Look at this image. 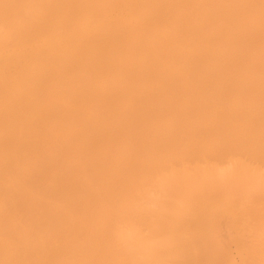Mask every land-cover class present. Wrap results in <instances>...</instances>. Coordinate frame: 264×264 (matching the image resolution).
I'll return each instance as SVG.
<instances>
[{
    "label": "rangeland",
    "instance_id": "obj_1",
    "mask_svg": "<svg viewBox=\"0 0 264 264\" xmlns=\"http://www.w3.org/2000/svg\"><path fill=\"white\" fill-rule=\"evenodd\" d=\"M62 1L63 0H0V77L2 79H5L4 82H6V84H4V82H2V79H0V85L2 82V85L0 86V98L2 100L0 99V102L5 100L3 101L4 103L2 102L3 104L0 103V107L2 104V110L4 112L10 108L8 112H5V114H2L4 112H2V110L0 109V114L3 118V120H1L0 117V122L2 123L0 125V128L5 129L6 127L7 129H10L11 132H15V128H17V131L13 134L9 131L8 133L7 131L3 130V134L7 135L8 137L7 140H12V143L6 141L8 144H5L4 142L6 140V136L0 134V144L4 146L6 145L5 147H1L2 145H0V164H2L3 166L2 167L0 165V170L3 168L5 171H1L2 173L4 171V173L6 174H2L0 171V174L3 175H0V183L1 180L2 182H4V184H6L5 180L10 183L9 184L7 182L6 189L3 188L4 186L2 185V183L0 184V197L3 195V197H1L3 200L0 198V219H2L0 221V252H7L8 250L9 252L12 251L16 248V246H18L17 244L19 241L24 243L25 237L27 236L26 232H28L29 234L31 233L30 235H34H32L33 238L32 236H30L34 241L33 244L37 245L38 243V246L43 248H46L48 246L50 247H48V249H50V252H48L50 258H46V260L42 261L40 264H264V0H181L184 3L179 0H162V6L161 0H108V3L105 2V4H103L104 6L102 5V3L104 2L101 1L105 0H101V4L97 3V0H95V4V1L91 0H75L73 7H79V12L77 9L72 10L73 13H70L71 9H68L70 10L68 11L69 13L67 11L58 13L60 15L59 16L57 15L56 7L68 2V0L63 1L64 3ZM81 1L85 3L83 4L81 3ZM77 3L79 4L77 5ZM153 3L158 4V7ZM36 4L39 6H37ZM89 5L93 6H90L92 8H90L92 11L94 9V12H91L92 14H89V11H91L89 9ZM177 5L180 8H178ZM179 5H181L182 7ZM186 6L189 9H187ZM49 7H51L52 10L51 8L49 9ZM85 7L87 8L85 9ZM154 7H156V11L154 10ZM162 7L166 8L162 9ZM81 8L84 10H80ZM46 9L49 12H46ZM104 10L105 12H103ZM178 10L180 11V14ZM183 11L184 13L187 12V16H185L186 14L182 13ZM45 12L48 13L47 16L45 15ZM153 12L154 14H152ZM52 13H55V16L54 14L51 15ZM75 13L78 14V18L76 17ZM79 13H86V15L84 17L83 14L82 17ZM97 13H100V15ZM171 13L172 16L170 15ZM61 14H63L62 17ZM70 14L74 16L75 21H73V19L71 18L72 16H70ZM87 14H89L88 16L93 14L94 15L90 16L89 19H87ZM98 15L99 19L96 17ZM41 16H43V18ZM68 16L70 17L67 19L66 17ZM45 17H47V19ZM94 17H96L97 20H95ZM148 17H151L153 19H148ZM231 17L233 18L231 19ZM189 18H191V21H189ZM38 20L40 21V23L38 22ZM44 20L48 21V23H46ZM81 20L83 21V23ZM150 21L152 22L150 23ZM154 21L157 22L154 23ZM37 22L42 27H40L39 25L35 26ZM50 23L52 24V26ZM58 23H60V25ZM69 23L71 24L69 25ZM98 24L99 26H97ZM152 24L154 25V28ZM55 25L57 27H55ZM67 25H69L70 29H68L69 27ZM95 25L97 27H95ZM173 25H178L179 27L174 26L173 28ZM189 25L191 26V29L188 28ZM48 27H50L49 29L51 30V32L50 30H48ZM182 27L184 29H182ZM37 28L40 29L37 30ZM41 29L42 31H45L41 32ZM54 29L55 31L58 30V32L53 31ZM104 29L107 31H105ZM34 30L40 33L35 32ZM48 31L50 34V39L48 37ZM66 31H68V34ZM103 31L105 32V34H102ZM160 31L161 33H159ZM53 32H55V34H53ZM81 32L84 35H82ZM135 32L138 33L141 38ZM176 32L180 33L183 39L181 35H179L178 37V34ZM35 33L38 35H36ZM106 33L109 36L106 35ZM110 33L112 35H110ZM128 33L129 36L127 35ZM186 33H188V35H186ZM52 34L57 35L59 40L57 36H53ZM63 34L65 36H63ZM119 34L121 36H119ZM133 34L138 35L137 37H139L140 39L136 36L134 37ZM143 34L145 36H143ZM154 34L157 37L152 36ZM200 34L203 35L201 36ZM66 35H68L69 38ZM189 35L190 37H188ZM92 36L95 39L92 38ZM171 36H174V38H172ZM175 36H177L178 38ZM114 37L115 40L113 39ZM126 37L128 39H126ZM130 38L131 40H129ZM201 38L202 40H200ZM206 38L209 39L205 40ZM53 39L56 41H54ZM69 39H71L72 41H70ZM48 40L50 42H48ZM60 40L62 43H60ZM111 40L115 43H113ZM157 40L159 42H157ZM190 40L191 42L193 40L195 42L192 44L191 42H189ZM101 41H105V44ZM131 41L134 42V44ZM135 41L138 43V45ZM163 41L171 44L172 47H169L171 45L166 44ZM174 41L175 45L173 46ZM122 42L123 44L121 45V47H123L121 48L120 44ZM152 42L154 43V47H157V53L156 51L155 53H153L154 47L151 46L153 45ZM179 42L181 43V45ZM202 42H204L205 45ZM93 43H95L94 47H92ZM98 43H100V45H97ZM34 44H37V47L34 46ZM65 44L69 46L67 47ZM126 44L129 45L127 46ZM208 44L210 45V47ZM50 45L52 46L53 51L50 48ZM183 45L187 46L189 50H187V48ZM60 46L63 50L60 49ZM182 46L184 47V50L182 49ZM129 47L132 48V50H130ZM134 47L139 50L135 51ZM178 47L180 50L178 49ZM48 48L50 50H48ZM80 48H82L83 50ZM115 48L117 49V51L119 48V52H117ZM123 48H127L125 49L126 51L123 50ZM149 48L152 50V52L151 50H149ZM159 48L162 50H160ZM194 48L198 50H196L197 54L195 51H193L195 50ZM56 49L58 50V52L61 50L59 53L62 52L61 54H64V57L67 60L66 67L70 68L68 69L66 79L65 75H60V79L58 78V80H61V78L64 77V86H66L65 88H69V90L67 89L68 92L71 91L67 94V90L65 89L66 94H64V89L62 87V96H60L61 91L59 90L61 89V86H63L61 83L62 80H57L58 82H60V84L56 81H54V83L51 81V83H53L54 85H52L50 81H48V86L47 83L45 84L44 80L45 77H49L48 75H58L62 72L60 71L62 68L61 66H59V64L47 65V63H44L48 57H46V53L44 51H51L49 53H54L55 55L57 53L54 52L57 51ZM120 49L122 50L120 51ZM100 50L102 51L101 53L99 52ZM205 50L207 51V53ZM214 50L216 51L214 52ZM22 51H25V53H23ZM73 51H76L77 53L73 54ZM138 51L140 52L135 53ZM202 51L203 53H201ZM81 52H83V55L81 54ZM121 52L125 53V55ZM148 52L151 53L148 54ZM208 52L214 55H211L212 57H210V54H208ZM78 53L79 55H77ZM111 53H114L113 55L115 56H113ZM135 54L138 55V58L135 57L137 56ZM143 54H145L147 58H144L146 56ZM173 54L176 56V58ZM203 54H208V57H206L205 55L203 56ZM67 55L70 58H68ZM71 55H74L76 59L73 58ZM92 55H94L93 58L90 57ZM96 55H99L100 60L98 59V56L96 59ZM129 55L131 57L128 58ZM192 55L196 56H193L194 58H191ZM37 56L41 57H39L38 59ZM132 56L135 58H132ZM161 56L165 57L162 58ZM185 56L188 58H186ZM178 57H180L181 61L178 60ZM90 58L91 60H89ZM72 59H75L76 62L77 59L78 61H80V63H77L80 69L77 67L76 64H74L76 63L75 60ZM103 59H107V65H109V69L105 71L106 75H104V71L102 72V68H107V65H102L104 64ZM149 59L150 61L147 63L146 60ZM153 59L155 60V62H152ZM192 59H195V63L198 60V62L196 63L198 67H200L201 65H205L204 68L203 66L199 68L201 69V71L197 69L200 73H198L196 70L195 73H192L191 71L188 72L189 69L198 68L194 65L195 63ZM213 59H215V62L213 61ZM217 59L218 61L222 60L226 63L223 64V62L220 61L223 66L221 64L219 65ZM83 60H86L87 63L85 64L86 61ZM139 60L142 66L140 64L138 65ZM142 60H145L147 64H145V62H143ZM72 61L73 63H71ZM127 61L128 63H126ZM185 61H187V65H185ZM199 61H202V63ZM116 62L119 64H117ZM124 62L126 63L125 67H123ZM159 62L161 63L159 64ZM191 62L194 63L192 64L193 66H191ZM205 62L208 63L205 64ZM81 63H83V65L85 66H83ZM176 63L177 65L180 63L181 66H176ZM111 64L113 65V72H111ZM164 64H166V66ZM169 64L173 65V69H171L172 66ZM97 65H99V67H97ZM183 65L187 66V69L183 68L185 67ZM206 65H208V70L210 69L209 73L202 71V68L204 70L207 69ZM48 66L50 67L48 68ZM53 66H55L56 68ZM116 66L122 68L121 70L120 68L119 70L117 69L118 73H116ZM189 66H191V68ZM36 67L38 70L36 69ZM94 67L96 71L93 70ZM179 67L183 69H180ZM215 67L217 69H215ZM126 68H128V71L130 72L126 71ZM158 68H160V70H158ZM39 69H41V74L38 73ZM50 69L54 74L50 71ZM57 69L59 70V72H57ZM86 70L87 76L85 77ZM100 70L103 75L101 73L99 74ZM218 70L221 73H216ZM164 71H167L168 73H165ZM184 71L186 72L184 73ZM213 71L216 72L213 73ZM42 72L44 74H42ZM132 72L135 74L136 77H138L136 81L132 79L135 77ZM182 72L184 74H182ZM28 73H30V75ZM32 73L33 75H31ZM171 73L172 75H170ZM36 74L38 75V77ZM94 74L96 77L94 76ZM42 75H44V77ZM72 75L75 77V79L74 77H71ZM77 75L80 77H78ZM110 75L113 77V79H115V76H117V81H111L112 78ZM120 75H123L121 76L123 78L128 77V80L126 78V80L122 78L123 81H125L127 84H125V82L123 83L122 81L121 90H119L120 82L118 81H121V78L119 77ZM184 75L186 76V78ZM209 75H212L216 79H214L213 77H209ZM219 75H221V77ZM67 76H69V79L67 78ZM98 76L99 78H97ZM144 76H149L150 79ZM153 76L154 80L151 78ZM22 77H24L25 79ZM76 77L78 79H76ZM155 77H161L160 79L162 80L164 77L165 78L160 83L159 81L161 80ZM174 77H176L177 80H175L176 78L174 79ZM193 77L198 78L194 79V81H190V79L193 80ZM7 78L12 82V86L8 85L11 83L7 80ZM35 78L38 81L44 78L42 81L43 84H45L47 87H42V91L37 90V88L34 86L35 83H33V80L35 82ZM70 78H73L72 82L74 83L76 82V80H78L76 84L79 81L81 83L79 82V84L77 85L73 83L71 84ZM79 78H81L82 80H79ZM129 78H131L130 81ZM171 78L174 79L172 80V82ZM199 78L201 81L198 80ZM92 79L95 81H91ZM106 79H108L110 82ZM156 79L158 80V83ZM142 80H146L147 83L151 82L149 84H151V86L155 85L157 88H154L153 86L152 88L151 86L149 87V84L145 83L146 81L144 82ZM180 80H182L183 83ZM24 81L25 83H23ZM199 81L201 83H199ZM21 82L26 87L21 85ZM65 82H67V85L65 84ZM135 82H138L139 85L143 86V90L148 89V91H145L148 93H145L142 90L141 86L136 85ZM142 82L148 88H145ZM225 82L228 84H225ZM31 83L34 85H32ZM108 83H110V85ZM219 83L222 84L220 85ZM70 84L71 86H69ZM92 84L97 86L98 89ZM51 85L52 87H50V90L51 88H53V92L47 90L49 89L48 87ZM81 85H84L85 88L81 87ZM197 85H200V87ZM30 86L32 87V90L30 89ZM135 86H138V88L140 87V91ZM58 87L60 88L57 89ZM127 87L130 89H132L133 87V91L128 90ZM5 88H7L8 90ZM93 88L95 91L98 90V93H101L97 96V92H94ZM116 88L118 89V91L116 90ZM134 88L136 89L134 90ZM25 89L28 90L26 92L27 94H24ZM86 89H90V91H92L90 92ZM107 89L109 90L108 93L110 99L106 97L108 96V94L106 93ZM111 89L113 90L111 91ZM123 89L125 90L123 91ZM4 90H6L7 94L4 92ZM46 90L50 93H47ZM99 90L101 91L99 92ZM136 90H138L139 92ZM153 90L155 93L152 92ZM7 91H9L11 95H9L10 93ZM43 91H45L47 94L44 92L46 94L45 95ZM119 91H121V93ZM38 92H42L43 94H39ZM116 92L117 94L119 93L118 100L120 102V97L121 99H123V101L126 98L125 103H121L123 109H121V106L120 109L117 108L118 103L120 105V102H118L117 99L115 100L116 103L114 102L115 105L112 103V95L114 96ZM126 92L129 93H127L128 96L126 95ZM51 93L55 96V98H48V96H52ZM20 94L23 96L25 95L24 97H22V100H19V98H17L18 96H20ZM33 94L39 97V100L41 98L42 100L40 101L42 103L40 101L37 102L38 98H36V96H34ZM76 94L78 95V97ZM86 94H88L89 96ZM123 94H125L126 97L123 96ZM130 95L133 98H131ZM133 95H136V97ZM155 95L159 97L155 99ZM3 96L5 97V99H3ZM11 96L14 98V100H9L8 97H10L11 99ZM26 96H29V98H26L25 100ZM33 97L37 99L36 103L34 104ZM116 97L117 96L115 95L114 99ZM43 98L47 99L46 101L48 103ZM51 99L53 100L51 101ZM139 99L142 101H140ZM24 100V103L27 102L26 106L27 104H31V107H25V104L22 103ZM28 100L30 102H28ZM12 101L15 102L11 103ZM43 101L45 104L43 103ZM49 101L52 102L51 105ZM135 101L136 104H134ZM6 104L10 105L7 106ZM20 104H24V107ZM137 104H139L137 107L138 109L136 108L137 111H135L136 109L134 107ZM3 106H5L6 109L3 108ZM48 108H51L52 112L49 111ZM109 108L112 110L110 111ZM113 108L116 112H113ZM21 109L23 110V112ZM44 109H46V112ZM130 109H133L134 111ZM147 109L152 110V112L153 110L158 109V113L155 112V110L154 114H162L159 115L160 117L156 115L157 118H159V121L158 119L153 120L152 118H155V115L152 113L154 116H151L150 111H147ZM160 109L162 112L160 111ZM53 110H55L57 114H54L55 111ZM99 111L104 114L106 113V116L101 117L102 115L100 113L97 114V112ZM127 111L131 112V114L133 115L132 117H135L136 114H138V117H135V119L130 118L131 114ZM52 113L53 116H56L51 118ZM140 113L143 114L141 115ZM43 114L45 117L46 115H49L48 119L47 117L44 118ZM116 114H118L119 116L117 115V117H120L121 119L123 116L127 117L129 116L127 114H130L129 118L132 120L129 121L132 122L130 123L129 121H126L127 119H129L128 117L125 120L119 119V121H124V123H126V125L124 124V127L121 122H119L118 124V118H115ZM96 115L97 118L99 115H101L99 116L100 120L107 119L104 121L101 120V122L104 124V128L106 126L108 128L104 129L101 126V123H99V120H97ZM107 115L109 117H107ZM120 115L123 116L121 117ZM112 120H115L114 122H112L113 124L111 123ZM105 121H110L108 123L112 125H109ZM32 125L34 128L31 127ZM34 125L36 127L38 126L39 128H36ZM116 125L122 126V128H119V126L117 128ZM40 127L42 128V130H40ZM54 127H56V130ZM110 127L112 129H110ZM27 128L29 129L27 130ZM26 130L27 133L25 132ZM36 130L38 132H35ZM116 130L118 131V133ZM39 131L42 132L40 133ZM0 132H2V130ZM28 132H32L34 134V137L33 135L28 136L29 140L26 136L29 135ZM61 132L63 135L61 134ZM49 134L51 135L49 136ZM75 134L76 136H78H74ZM22 135H24V139L26 136V145L25 141L22 138ZM152 135H156V137L158 135L160 138L162 137V141L161 139H158L159 137L153 138ZM60 136L61 138H63L59 139ZM18 137H21L22 139L20 138L21 140H19ZM16 138L18 139V141L16 140ZM56 140L59 141V144L56 143ZM158 140L159 142L156 143ZM22 141L24 145L22 144ZM28 142L32 143V146H34V144L36 143L34 146L35 148L33 149L32 146L28 147V144L30 145V143ZM33 142L35 143L33 144ZM8 145H12V147L10 146L11 149L7 147ZM13 145L14 147L20 145L21 147L18 146V148H23L22 150L26 153L18 148H14V150H12ZM26 146L30 148L29 151L33 150L35 152L36 149L37 152V150H39L37 152L38 154H36L35 152V155L31 156L32 152L30 154ZM36 146L38 149L36 148ZM58 146H60V148ZM90 146L92 147L90 148L92 151L89 149ZM16 150L19 153L15 155ZM6 153H8L9 155H7ZM27 153H29L30 158H28L29 156ZM48 153L50 155L53 154V156H50ZM91 153H94V156ZM18 154L20 155V158ZM24 154L27 155L25 156ZM6 155L9 156V158L11 156V163L12 165L14 163V166H11V164L6 163L10 160H8V157ZM3 157H6L7 160L4 161L5 159ZM13 157H15L16 159ZM2 158L4 162L2 161ZM26 158L31 160H33L34 158V160L31 161ZM22 159L25 160L22 161ZM46 159L50 160V165H53L52 167H54L55 172L50 171L53 168L51 169V166L50 168L48 167L49 161L47 162ZM29 161H31V163H29ZM35 161L37 162L35 163ZM38 161H41V163L39 164ZM25 162H28L29 164L27 163L28 165L25 164V166L22 165V163L24 164ZM32 162L35 163V167L36 165H38V168L36 167L37 169L34 168V165L33 167H30L33 164ZM92 162L95 163V166L89 167V164H92ZM5 163L7 167L5 166ZM44 163L48 169H46L45 166L43 167ZM84 164H86V166H88L89 168L85 167ZM79 165L81 168L79 167ZM97 165L100 166V168ZM40 166L43 167V176L39 175V170H42ZM11 167L15 168L12 169ZM18 167H20V169L22 168V172L20 171V169L18 170ZM27 167L28 169L33 168L32 171L35 170V172L37 171L36 174H38L36 175L33 172H31L32 174L27 173ZM70 167H72L73 169H70ZM96 167H98L99 169ZM8 168L9 170H7ZM23 168H25L26 173H24L25 171L23 172ZM77 168L80 169L78 170ZM56 169L59 170V172L56 171ZM63 169L68 171V174H70L73 183L74 180H79L81 183H78L79 181L75 182L77 183V186H74L71 183L72 181L70 182L68 180V178L70 177L67 173L63 171ZM61 170L63 172H61ZM6 171H9V174ZM14 172L17 173L15 174ZM18 172H20L21 174ZM44 173H47L46 175L52 174L51 177L50 175H48L49 180ZM59 173H65V176H67L68 178L65 177L64 174L60 176L61 174ZM23 175H26L28 178H23ZM38 176L41 178H39ZM44 176L46 179L44 178ZM3 177H6L7 179H3ZM9 177L11 179H9ZM57 177H60V179L62 178V180L57 179ZM55 178L58 181H62L56 184L58 185L57 187L55 186V183H57ZM50 181H54L55 183L53 182V184ZM78 184H81L82 186ZM31 185L32 189H34L36 193L31 189ZM46 185H49V187H46ZM54 186L56 187V189H54ZM62 186L67 187V190L68 187H70L69 191H67L65 187L62 188ZM83 186L86 188H84L85 190L81 188ZM1 188H3V191ZM71 188L72 191H70ZM76 188L78 190H76ZM60 189H63L61 191L62 193L59 191ZM80 189H82L81 191H85L86 193L80 192ZM9 190L12 193H9ZM64 192L65 194H63ZM67 192L71 194L69 195ZM72 192L76 193V195L72 196V194H74ZM33 193L35 196L33 195ZM82 193H84V195H82L84 200L81 197ZM89 193H91L90 195L92 196L88 195ZM62 194L66 197L62 196ZM66 194L68 196H72L74 199V203L77 201L75 204L78 206H76L75 204L73 205L72 197H70L71 199H68ZM77 194L79 196H77ZM4 195H6L7 198L4 197ZM25 195L28 196V198H33L32 201L36 200V198L38 197L37 200H41L42 203H36L35 201L36 205H34L33 202L24 200L27 199ZM21 196L23 200L21 199ZM86 197L88 198V200ZM54 198H56V201H53ZM7 199H9L8 203L9 206H11V211L8 208L6 209L8 203H3L4 200L8 201ZM10 200L12 202H10ZM50 200H52V202ZM61 200L63 202H61ZM25 201L27 202L25 203ZM89 201H91V203H89ZM28 202L30 205L27 204ZM66 202L72 204H67ZM83 202L85 203V205L83 204ZM5 203L7 205H4ZM11 203H14L15 207L14 204L12 205ZM42 204H49V206L47 208V206L45 205V207L43 208L42 206L44 205ZM31 205H33V208L35 209H33ZM29 206L30 208H28ZM66 206L68 208H66ZM74 206L76 207L74 208ZM38 207L40 208L38 209ZM51 207L54 208V210H60V213L57 212V210H55L54 212ZM70 207H72V209ZM40 209H43L45 211L52 210V212H45L48 214V216H46V214H44V211L42 212V210ZM62 210L63 212H65L63 213ZM5 211L10 212V215L8 214V212ZM53 213H55V215H53ZM7 214L8 216H6ZM29 214L32 215L30 216ZM49 214L52 215L50 216ZM58 214H62L64 218L60 217ZM33 216L36 218H40V216H43V220L45 223L41 225L44 226L45 224V226L41 227L43 231L46 230L45 232L40 229L41 227L38 226V228L35 225L34 228V224L32 223L31 225V221L34 219ZM25 217L27 218V220L29 219L30 221L28 220L29 222H26ZM20 218L21 221H23L24 219V224L23 222H20ZM53 221L56 222L57 226H52L55 224H52ZM46 222L48 225H50L51 223V226H48ZM61 222L63 223V225ZM57 223L59 225L61 224L62 226L60 225L61 227H59ZM69 223L70 225H72L69 226ZM6 224L7 228H10L9 231L5 227ZM19 224L21 227L16 226ZM29 224L30 226H28ZM64 224H67V226H65ZM47 226L48 230L46 229ZM55 227L56 229H63H59L61 232H63L60 233V231L58 230L57 232H55ZM65 228L69 230L66 231ZM12 229L15 233L12 232ZM50 229L53 230L49 231ZM3 231L7 232L5 233ZM8 232L10 233L8 234ZM37 232L39 234L40 232L43 233L44 237L40 238ZM46 233L48 235L50 233L53 235L52 240H50L51 234L48 236L46 235ZM1 234L4 235L2 236ZM7 234H11L14 238L11 235L8 236ZM35 235H38V237H36ZM16 236L17 239H21L19 241L16 240L15 243L14 239H16ZM40 236L42 237V234H40ZM12 238L13 241H11ZM45 238L49 239V241H47V239ZM14 245L16 246L14 247ZM178 248L180 249L178 250Z\"/></svg>",
    "mask_w": 264,
    "mask_h": 264
},
{
    "label": "bare ground",
    "instance_id": "obj_2",
    "mask_svg": "<svg viewBox=\"0 0 264 264\" xmlns=\"http://www.w3.org/2000/svg\"><path fill=\"white\" fill-rule=\"evenodd\" d=\"M50 1H52V0H50ZM60 1H61V0H60ZM63 1H65V0H63ZM63 1H62V2H63ZM71 1H72L73 3H72ZM71 1L68 0L67 3H64V2H63V3H64L63 5L59 4V5H61V6L56 7L57 15H59L58 13H62V12H66V11H67V12L70 11V10H68V9H71V12H70V13H73L72 10H77V9L79 8V7H78V8L73 7V6H74L73 4H74L75 0H74V1L71 0ZM79 1H80V0H79ZM79 1H78V2H79ZM82 1H83V0H82ZM82 1H81V3H83ZM87 1H88V0H87ZM91 1H95V0H91ZM97 1H98L97 3H100V4H101V2H104V3H102V5L105 4V2L108 3V0H105V1L97 0ZM100 1H101V2H100ZM109 1H110V0H109ZM113 1H115V0H113ZM113 1H112V2H113ZM150 1H152V0H150ZM150 1H149V2H150ZM156 1H157V0H156ZM163 1H164V0H163ZM163 1L161 0V6H162V4H163V3H162ZM165 1H166V0H165ZM179 1H181V0H179ZM179 1H178V2H179ZM186 1H187V0H186ZM172 2H173V1H172ZM181 2H182V1H181ZM59 3H60V2H59ZM81 3H80V4H81ZM84 3H85V2H84ZM84 3H83V4H84ZM95 3H96V1L94 2V4H95ZM169 3H170V2H169ZM176 3H177V2H176ZM182 3H184V2H182ZM186 3H187V2H186ZM190 3H191V2H190ZM190 3H189V4H190ZM53 4H54V3H53ZM78 4H79V3H77V5H78ZM87 4H88V3H87ZM89 4H90V3H89ZM142 4H143V3H142ZM153 4H154V3H153ZM164 4H165V3H164ZM166 4H167V2H166ZM36 5H37V4H36ZM69 5H72V6H69ZM154 5H156V6L158 7V4H154ZM154 5H153V6H154ZM169 5H170V4H169ZM173 5H174V4H173ZM173 5H172V6H173ZM182 5H183V4H182ZM186 5H187V4H186ZM37 6H39V5H37ZM56 6H57V5H56ZM82 6H83V5H82ZM85 6H86V5H85ZM90 6H92V5H89V9L91 8ZM99 6H100V5H99ZM103 6H104V5H103ZM179 6H181V5H179ZM190 6H191V5H190ZM80 7H81V6H80ZM83 7H84V6H83ZM83 7H82V8H83ZM92 7H93V6H92ZM105 7H106V5H105ZM110 7H111V6H110ZM170 7H171V6H170ZM177 7H178V5H177ZM181 7H182V6H181ZM50 8H51V7H49V9H50ZM73 8H75V9H73ZM82 8H81L80 10H84V9H82ZM86 8H87V7H85V9H86ZM145 8H146V7H145ZM145 8H144V9H145ZM154 8H155V9H154ZM154 8H153V9L156 11V7H154ZM160 8H161V7H160ZM163 8H166V7H162V9H163ZM178 8H180V7H178ZM184 8H185V6H184ZM186 8H187V6H186ZM53 9H54V8H53ZM91 9H92V8H91ZM91 9H90V10H91ZM150 9H151V8H150ZM157 9H158V8H157ZM187 9H189V8H187ZM46 10H47V9H46ZM51 10H52V8H51ZM96 10H97V9H96ZM96 10H95V11H96ZM98 10H100V9H98ZM182 10H183V8H182ZM85 11H86V10H85ZM85 11H83V12H85ZM87 11H89V10H87ZM142 11H143V10H142ZM149 11H151V10H149ZM158 11H159V10H158ZM161 11H162V10H161ZM175 11H176V10H175ZM178 11H179V10H178ZM185 11H186V10H185ZM46 12H49V11L47 10ZM46 12H45V15L47 16L48 13H46ZM51 12H53V11H51ZM54 12H55V11H54ZM75 12H76V11H75ZM78 12H79V9H78ZM78 12H77V13H78ZM89 12H90L89 14H92V13L94 12V9H93V11L91 10V11H89ZM91 12H92V13H91ZM103 12H105V10H104ZM132 12H133V11H132ZM162 12H163V11H162ZM164 12H166V11H164ZM169 12H170V11H169ZM172 12H173V11H172ZM68 13H69V12H68ZM77 13H75V14H76V17H77V15H78ZM86 13H87V12H86ZM86 13H85V14L83 13V14H84V17H85V15H86ZM95 13H96V12H95ZM100 13H101V11H100ZM100 13H97V14L100 15ZM138 13H139V12H138ZM144 13H145V12H144ZM149 13H150V12H149ZM174 13H175V12H174ZM176 13H178V12H176ZM182 13H184V11H183ZM186 13H187V12H186ZM186 13H184V14H186ZM193 13H194V12H193ZM53 14H54V16H55V13H52L51 15H53ZM66 14H67V13H66ZM66 14H65V15H66ZM79 14H80V13H79ZM83 14H80V15L82 16ZM89 14H87V16H88ZM97 14H96V15H97ZM152 14H154V12H153ZM179 14H180V11H179ZM231 14H232V13H231ZM34 15H35V14H34ZM45 15H44V16H45ZM51 15H50V16H51ZM62 15H63V14H61V17H62ZM68 15H69V14H68ZM93 15H94V14H93ZM93 15H90V16H93ZM99 15L96 16V17L98 18ZM163 15H164V14H163ZM170 15L172 16V13H171ZM232 15H233V14H232ZM35 16H36V15H35ZM59 16H60V15H59ZM70 16H72V14H70ZM70 16H68V17H66V18L68 19ZM81 16H80V17H81ZM87 16H86V18L89 19L90 16H88V17H87ZM154 16H156V15H154ZM177 16H178V15H177ZM185 16H187V14H186ZM41 17L43 18V16H41ZM63 17H64V16H63ZM82 17H83V16H82ZM96 17H94L95 20H97ZM135 17H136V15H135ZM151 17H152V16H151ZM151 17H150V18H151ZM158 17H159V16H158ZM162 17H163V16H162ZM168 17H169V16H168ZM188 17H189V15H188ZM233 17H234V16H233ZM233 17H231V19H232ZM32 18H33V17H32ZM34 18H35V17H34ZM45 18L47 19V17H45ZM71 18L73 19V21H75V20H74V16H72ZM77 18H78V17H77ZM86 18H85V19H86ZM150 18L148 17V19H150ZM38 19H39V18H38ZM72 19H71V20H72ZM98 19H99V18H98ZM151 19H153V18H151ZM163 19H164V18H163ZM163 19H162V20H163ZM168 19H169V18H168ZM170 19H171V18H170ZM173 19H174V17H173ZM179 19H180V18H179ZM186 19H187V17H186ZM189 19H190L189 21H191V18H189ZM42 20H43V19H42ZM82 20H83V19H82ZM82 20H81V21H82ZM160 20H161V19H160ZM175 20H176V19H175ZM181 20H182V19H181ZM34 21H35V20H34ZM34 21H33V22H34ZM44 21H45L46 23H48V21H46V20H44ZM81 21H80V22H81ZM135 21H136V20H135ZM177 21H178V18H177ZM179 21H180V20H179ZM192 21H193V20H192ZM27 22H28V21H27ZM38 22L40 23L39 20H38ZM38 22H37V24H35L36 22L34 23L35 26H36V25H39ZM42 22H43V21H42ZM50 22H51V21H50ZM71 22H72V21H71ZM97 22H98V21H97ZM142 22H143V21H142ZM151 22H152V21H150V23H151ZM155 22H157V21H154V23H155ZM184 22H185V21H184ZM193 22H194V21H193ZM67 23H68V22H67ZM78 23H79V22H78ZM78 23H77V24H78ZM82 23H83V21H82ZM84 23H85V22H84ZM129 23H130V22H129ZM133 23H134V22H133ZM143 23H144V22H143ZM180 23H181V22H180ZM186 23H187V22H186ZM194 23H195V22H194ZM29 24H30V23H29ZM29 24H28V25H29ZM42 24H43V23H42ZM50 24H51V23H50ZM55 24H57V23H55ZM58 24L60 25V23H58ZM70 24H71V23H69V25H70ZM72 24H73V23H72ZM145 24H146V23H145ZM162 24H163V23H162ZM164 24H166V23H164ZM173 24H174V23H173ZM175 24H176V21H175ZM182 24H183V23H182ZM187 24H188V23H187ZM187 24H186V26H187ZM44 25H45V24H44ZM46 25H47V24H46ZM48 25H49V24H48ZM53 25H54V23H53ZM59 25H58V26H59ZM69 25H67V26L69 27ZM81 25H82V24H81ZM132 25H135V24H132ZM152 25H153V24H152ZM152 25H151V26H152ZM159 25H160V24H159ZM35 26H34V27H35ZM39 26H40V25H39ZM51 26H52V24H51ZM51 26H50V27H51ZM73 26H74V25H73ZM79 26H80V25H79ZM85 26H86V25H85ZM97 26H99V24H98ZM97 26L95 25V27H97ZM147 26H148V25H147ZM147 26H146V27H147ZM156 26H157V25H156ZM162 26H163V25H162ZM174 26H175V25H173V28H174ZM176 26L179 27L178 25H176ZM176 26H175V27H176ZM189 26H190V25H189ZM189 26H188V28L191 29V26H190V27H189ZM29 27H33V26H29ZM40 27H42V26H40ZM50 27H48V30H50V29H49ZM55 27H57V26L55 25ZM74 27H75V26H74ZM80 27H82V26H80ZM80 27H79V28H80ZM125 27H126V26H125ZM144 27H145V26H144ZM165 27H166V26H165ZM180 27H181V26H180ZM199 27H200V26H199ZM82 28H83V27H82ZM82 28H81V29H82ZM93 28H94V27H93ZM153 28H154V25H153ZM153 28H152V29H153ZM156 28H157V27H156ZM168 28H169V27H168ZM39 29H40V28H37V30H39ZM44 29H45V28H44ZM51 29H52V28H51ZM55 29H56V28H55ZM55 29H54L53 31H55ZM68 29H70V27H69ZM73 29H74V28H73ZM75 29H76V28H75ZM91 29H92V27H91ZM94 29H95V28H94ZM149 29H150V28H149ZM152 29H151V31H152ZM170 29H171V28H170ZM177 29H178V28H177ZM177 29H176V31H177ZM179 29H181V28H179ZM182 29H184V28L182 27ZM46 30H47V28H46ZM97 30H99V29H97ZM104 30H105V29H104ZM159 30H160V29H159ZM168 30H169V29H168ZM188 30H189V29H188ZM34 31H35V30H34ZM40 31L43 32V31H45V30L42 31V29H41ZM56 31L58 32V30H56ZM56 31H55V32H56ZM69 31H71V30H69ZM83 31H84V30H83ZM87 31H88V28H87ZM99 31H101V30H99ZM105 31H107V30H105ZM109 31H110V29H109ZM123 31H124V30H123ZM126 31H128V30H126ZM146 31H147V29H146ZM149 31H150V30H149ZM162 31H163V30H162ZM169 31H170V30H169ZM173 31H174V29H173ZM181 31H182V30H181ZM183 31H184V30H183ZM35 32H38V31H35ZM50 32H51V30H50ZM55 32H53V34H55ZM64 32H65V31H64ZM66 32H67V34H68V31H66ZM72 32H73V31H72ZM94 32H95V31H94ZM94 32H93V33H94ZM121 32H122V31H121ZM139 32H140V31H139ZM156 32H157V30H156ZM164 32H165V31H164ZM167 32H168V31H167ZM38 33H40V32H38ZM62 33H63V32H62ZM77 33H78V32H77ZM77 33H76V34H77ZM87 33H88V32H87ZM99 33H100V32H99ZM131 33H132V32H131ZM135 33H136V32H135ZM143 33H144V32H143ZM145 33H146V32H145ZM153 33H154V32H153ZM153 33H152V34H153ZM159 33H161V31H160ZM159 33H158V35H159ZM171 33H172V31H171ZM173 33H174V32H173ZM176 33H177V32H176ZM181 33H182V32H181ZM189 33H190V32H189ZM33 34H34V33H33ZM35 34H36V33H35ZM43 34H44V33H43ZM53 34H52V35H53ZM65 34H66V33H65ZM81 34H82V32H81ZM95 34H96V33H95ZM95 34H94V35H95ZM102 34H105V32L103 31ZM115 34H116V33H115ZM124 34H125V33H124ZM124 34H123V35H124ZM136 34H138V33H136ZM141 34H142V33H141ZM147 34H149V33H147ZM163 34H164V33H163ZM174 34H175V33H174ZM177 34H178V37H179V35H181L180 33H177ZM36 35H38V34H36ZM41 35H42V34H41ZM49 35H50V34H49V31H48V37H49ZM52 35H51V36H52ZM82 35H84V34H82ZM85 35H86V34H85ZM94 35H93V36H94ZM106 35H108V34L106 33ZM110 35H112V34L110 33ZM127 35L129 36V33H128ZM131 35H132V34H131ZM131 35H130V36H131ZM138 35H139V34H138ZM138 35H134V34H133L134 37H135V36L137 37ZM175 35H176V34H175ZM186 35H188V33H186ZM195 35H198V34H195ZM200 35L202 36L203 34H200ZM53 36H57V35H53ZM60 36H61V35H60ZM63 36H65V35L63 34ZM66 36H68V35H66ZM93 36H92V38H94ZM100 36H101V35H100ZM108 36H109V35H108ZM119 36H121V35L119 34ZM124 36H125V35H124ZM139 36H140V35H139ZM143 36H145V35L143 34ZM143 36H142V37H143ZM152 36H156V35L154 34V35H152ZM152 36H151V37H152ZM201 36H200V37H201ZM71 37H72V35H71ZM80 37H81V36H80ZM103 37H104V36H103ZM110 37H111V36H110ZM156 37H157V36H156ZM163 37H164V36H163ZM168 37H169V36H168ZM171 37H172V36H171ZM175 37H177V36H175ZM178 37H177V38H178ZM181 37H182V35H181ZM186 37H187V36H186ZM188 37H190V35H189ZM200 37H197V38H200ZM205 37H206V36H205ZM205 37H203V38H205ZM54 38H55V37H54ZM57 38H58V36H57ZM68 38H69V36H68ZM90 38H91V37H90ZM131 38H132V37H131ZM131 38H130L129 40H131ZM137 38H139V37H137ZM140 38H141V36H140ZM140 38H139V39H140ZM149 38H150V37H149ZM149 38H148V39H149ZM172 38H174V36H173ZM197 38H195V39H197ZM49 39H50V37H49ZM63 39H64V38H63ZM63 39H62V40H63ZM72 39H73V37H72ZM94 39H95V38H94ZM94 39H93V40H94ZM113 39L115 40V37H114ZM120 39H121V37H120ZM126 39H128V38L126 37ZM133 39H134V38H133ZM164 39H165V38H164ZM167 39H168V38H167ZM182 39H183V37H182ZM185 39H186V38H185ZM190 39H191V38H190ZM192 39H194V38H192ZM207 39H209V38H206L205 40H207ZM53 40H54V39H53ZM58 40H59V38H58ZM65 40H66V39H65ZM69 40L72 41L71 39H69ZM82 40H83V39H82ZM84 40H85V39H84ZM89 40H90V39H89ZM101 40H102V39H101ZM116 40H117V39H116ZM134 40H136V39H134ZM159 40H160V39H159ZM173 40H174V39H173ZM200 40H202V38H201ZM203 40H204V39H203ZM54 41H56V40H54ZM54 41H53V42H54ZM87 41H88V40H87ZM96 41H97V40H96ZM111 41H112V40H111ZM119 41H120V40H119ZM125 41H128V40H125ZM132 41H133V40H132ZM132 41H131V42H132ZM136 41H137V40H136ZM136 41H135V42H136ZM141 41H142V40H141ZM141 41H140V42H141ZM165 41H167V40H165ZM171 41H172V40H171ZM196 41H197V40H196ZM48 42H50V41L48 40ZM66 42H68V41H66ZM81 42H82V41H81ZM90 42H91V41H90ZM97 42H98V41H97ZM97 42H96V43H97ZM99 42H100V41H99ZM101 42H102V41H101ZM104 42H105V41H104ZM104 42H102V43H104ZM112 42H113V41H112ZM120 42H121V41H120ZM143 42H144V41H143ZM153 42H154V41H153ZM153 42H152L153 45H151L152 47H154V43H153ZM157 42H159V41L157 40ZM160 42H161V41H160ZM163 42H164V41H163ZM183 42H184V41H183ZM189 42H191V40H190ZM194 42H195V41L193 40L191 43L193 44ZM197 42H198V41H197ZM199 42H201V41H199ZM209 42H210V41H209ZM60 43H62L61 40H60ZM64 43H65V42H64ZM113 43H115V42H113ZM116 43H119V42H116ZM132 43L134 44V42H132ZM161 43H162V42H161ZM164 43H166V42H164ZM164 43H163V44H164ZM177 43H178V42H177ZM179 43H180V42H179ZM202 43L204 44V42H202ZM205 43H206V42H205ZM54 44H55V43H54ZM66 44H67V43H66ZM66 44H65V45H66ZM84 44H85V43H84ZM104 44H105V43H104ZM107 44H108V43H107ZM122 44H123V42L120 44V47H121ZM136 44L138 45L137 42H136ZM142 44H143V43H142ZM166 44H169V43H166ZM184 44H185V43H184ZM186 44H187V43H186ZM188 44H189V43H188ZM196 44H197V43H196ZM200 44H201V43H200ZM45 45H46V44H45ZM70 45H71V44H70ZM85 45H86V44H85ZM94 45H95V43L92 44V47H94ZM97 45H100V43H98ZM102 45H103V44H102ZM102 45H101V46H102ZM114 45H115V44H114ZM126 45L128 46L129 44H126ZM159 45H160V44H159ZM159 45H158V47H159ZM169 45H171V44H169ZM174 45H175V41H174L173 46H174ZM180 45H181V43H180ZM204 45H205V44H204ZM208 45H209V44H208ZM34 46L37 47V44H34ZM34 46H33V47H34ZM38 46H40V45H38ZM43 46H44V44H43ZM50 46H51V45H50ZM66 46L68 47L69 45H66ZM72 46H74V45H72ZM79 46H80V45H79ZM105 46H106V45H105ZM116 46H117V45H116ZM134 46H135V45H134ZM143 46H144V45H143ZM151 46H150V47H151ZM156 46H157V45H156ZM161 46H162V45H161ZM166 46H167V45H166ZM183 46H185V45H183ZM183 46H182V49L184 48ZM45 47H46V46H45ZM48 47H49V46H48ZM56 47H57V46H56ZM60 47H61V46H60ZM83 47H84V46H83ZM86 47H87V46H86ZM106 47H107V46H106ZM122 47H123V46H122ZM122 47H121V48H122ZM136 47H137V46H136ZM140 47H141V45H140ZM169 47H172V45L169 46ZM176 47H177V46H176ZM179 47H180V46H179ZM179 47H178V49H179ZM185 47L187 48V46H185ZM209 47H210V45H209ZM209 47H208V48H209ZM41 48H42V47H41ZM50 48H51L52 51H53L52 46H51ZM64 48H65V47H64ZM73 48H74V47H73ZM90 48H91V47H90ZM107 48H108V47H107ZM129 48H130V47H129ZM129 48H128V49H129ZM138 48H139V46H138ZM156 48H157V47H154V49H153L154 52H153V53H155V51H156V53L158 52ZM180 48H181V47H180ZM189 48H192V47H189ZM203 48H204V47H203ZM205 48H206V47H205ZM18 49H19V48H18ZM18 49H17V52H18ZM29 49H30V48H29ZM54 49H55V46H54ZM57 49H58V48H57ZM57 49H56V50H57ZM60 49L63 50L62 47H61ZM80 49H82V48H80ZM96 49H97V47H96ZM99 49H100V48H99ZM115 49H116V48H115ZM125 49H127V48H125ZM125 49L123 48V50H125ZM134 49H135V51L139 50V49H136L135 47H134ZM159 49H160V48H159ZM194 49H195V50H193V51L196 52L197 49H196V48H194ZM201 49H202V48H201ZM27 50H28V49H27ZM48 50H50V49L48 48ZM48 50H47V51H48ZM61 50H60V51H61ZM65 50H66V49H65ZM69 50H70V48H69ZM71 50H73V49H71ZM82 50H83V49H82ZM89 50H91V49H89ZM121 50H122V49H120V51H121ZM130 50H132V48H130ZM144 50H145V49H144ZM149 50H151V49L149 48ZM160 50H162V49H160ZM168 50H169V49H168ZM168 50H167V51H168ZM179 50H180V49H179ZM183 50H184V49H183ZM187 50H189V49L187 48ZM199 50H200V49H199ZM207 50H209V49H207ZM212 50H213V49H212ZM25 51H26V49H25ZM25 51H24V52L22 51V52L25 53ZM30 51H31V50H30ZM38 51H39V50H38ZM60 51H59V52H60ZM80 51H81V50H80ZM96 51H97V50H96ZM96 51H94V52H96ZM116 51H117V49H116ZM125 51H126V50H125ZM133 51H134V50H133ZM141 51H142V50H141ZM163 51H164V49H163ZM163 51H161V52H163ZM181 51H182V50H181ZM193 51H192V52H193ZM197 51H198V50H197ZM205 51H206V50H205ZM215 51H216V50H214V52H215ZM44 52L46 53V54L44 53V54L46 55V57L48 56L47 59H46V61H45V60H44L45 62L43 61L44 63H47V65H50V64H51V65H54V64L58 65V64H59V66H61V68H62V69L60 70V71H62V72L59 73L58 75L54 74V73L51 71V69H50V71H51L54 75L51 74V76L48 75V76H49L48 78H46V77H45V79L43 78V79L45 80V84L47 83V86H48V81H50V83H51V81L54 83V81L58 82V81H61V80H62L61 83H62L63 86H61V89H59L60 87H58L57 89H59V90L61 91V95H60V96H62L63 93H64V94H66V93L68 94V93L71 92V91L68 92L69 88H65L66 86H64V81H65V79H66V75H67V73H68V69H70V68H69V67H66V64H67L66 61H67V60L65 59L64 54H61L62 52L59 53L58 50H57V51H54V52H57V53H58V54L56 53L55 55H54V53H49V52H51V51H49V52L44 51ZM67 52H69V51H67ZM99 52L101 53L102 51L100 50ZM107 52H110V51H107ZM117 52H119V48H118V51H117ZM128 52H129V50H128ZM139 52H140V51L135 52V53H139ZM151 52H152V50H151ZM151 52H148V54L151 53ZM172 52H173V49H172ZM182 52H183V51H182ZM182 52H181V53H182ZM185 52H187V51H185ZM185 52H184V53H185ZM188 52H189V51H188ZM211 52H212V51H211ZM34 53H35V52H34ZM37 53H39V52H37ZM48 53H49V55H48ZM72 53L75 54V53H77V52H76V51H75V52L73 51ZM72 53H71V54H72ZM82 53H83V52H81V54H82ZM121 53H123V52H121ZM130 53H131V52H130ZM133 53H134V52H133ZM170 53H171V52H170ZM201 53H203V51H202ZM206 53H207V51H206ZM218 53H219V52H218ZM224 53H226V52H224ZM89 54H90V53H89ZM109 54H110V53H109ZM111 54H112V53H111ZM113 54H114V53H113ZM113 54H112V55H113ZM123 54L125 55V53H123ZM145 54H146V53H145ZM145 54H143V55H145ZM159 54H160V51H159ZM167 54H169V53H167ZM177 54H179V53H177ZM193 54H194V53H193ZM196 54H197V52H196ZM208 54H210V53L208 52ZM208 54H206V55L203 54V56L205 55L206 57H208ZM220 54H221V53H220ZM222 54H223V52H222ZM77 55H79V53H78ZM82 55H83V54H82ZM84 55H85V54H84ZM132 55H133V54H132ZM135 55H137V54H135ZM150 55H151V54H150ZM161 55H162V54H161ZM170 55H171V54H170ZM173 55H174V54H173ZM173 55H172V56H173ZM184 55H185V54H184ZM211 55H214V54L211 53V54H210V57H212ZM227 55H229V54H227ZM67 56H68V55H67ZM71 56H72L73 58H75L74 55H71ZM75 56H76V55H75ZM80 56H81V55H80ZM93 56H94V55H92V56H90V57L93 58ZM97 56H98V59H99V55H96V56H95L96 59H97ZM113 56H115V55H113ZM126 56H127V55H126ZM141 56H142V55H141ZM145 56H146V55H145ZM157 56H158V55H157ZM166 56H167V55H166ZM174 56H175V55H174ZM187 56H188V55H187ZM193 56H194V55H192L191 58H194L196 55H195L194 57H193ZM197 56H199V55H197ZM203 56H202V57H203ZM215 56H216V55H215ZM225 56H226V54H225ZM37 57H38V56H37ZM39 57H41V56H39ZM39 57H38V59H39ZM87 57H88V56H87ZM87 57H86V58H87ZM100 57H101V56H100ZM102 57H103V56H102ZM110 57H111V56H110ZM129 57H131V56L129 55L128 58H129ZM135 57L138 58V55L135 56ZM135 57L132 56V58H135ZM143 57H144V56H143ZM143 57H142V58H143ZM161 57H162V56H161ZM163 57H165V56H163ZM163 57H162V58H163ZM169 57H170V56H169ZM169 57H168V58H169ZM185 57H186V56H185ZM189 57H190V56H189ZM218 57H219V56H218ZM218 57H217V58H218ZM68 58H70V57L68 56ZM78 58H79V56H78ZM81 58H82V57H81ZM120 58H121V57H120ZM144 58H147V56L144 57ZM168 58H167V59H168ZM175 58H176V56H175ZM181 58H182V57H181ZM183 58H184V56H183ZM186 58H188V57H186ZM203 58H205V57H203ZM203 58H202V59H203ZM220 58H222V57H220ZM28 59H29V58H28ZM75 59H76V58H75ZM75 59H72V60H75ZM115 59H116V58H115ZM115 59H113V60H115ZM123 59H124V58H123ZM139 59H140V58H139ZM150 59H151V58H150ZM150 59H149V60H146L147 63L150 61ZM167 59H166V60H167ZM195 59H196V58H195ZM195 59H194V60L192 59V60L194 61V63H195ZM199 59H200V58H199ZM205 59H206V58H205ZM29 60H30V59H29ZM36 60H37V59H36ZM41 60H42V59H41ZM89 60H91V58H90ZM99 60H100V59H99ZM103 60H104V59H103ZM108 60H109V59H108ZM130 60H131V59H130ZM151 60H152V59H151ZM171 60H172V59H171ZM178 60H180V57H178ZM190 60H191V59H190ZM209 60H210V58H209ZM23 61H24V60H23ZM27 61H28V60H27ZM39 61H40V60H39ZM39 61H37V62H39ZM83 61H86V60H83ZM94 61H95V60H94ZM96 61H97V60H96ZM111 61H112V60H111ZM124 61H126V60H124ZM142 61L145 62V64H147L145 60H142ZM164 61H165V58H164ZM173 61H175V60H173ZM180 61H181V60H180ZM202 61H204V60H202ZM202 61H199V62L202 63ZM206 61H208V60H206ZM213 61L215 62V59H213ZM213 61H212V62H213ZM217 61H218V59H217ZM217 61H216V62H217ZM220 61L223 62L222 60H219V61H218V64H219V65L221 64ZM75 62H76V60H75ZM78 62L80 63V61H78V59H77V62L74 63V64L77 65V67H78V64H77ZM81 62H82V61H81ZM92 62H93V60H92ZM105 62H106V64H105ZM138 62H139V63H138V65H139V64H140V60H139ZM152 62H155V60L153 59ZM171 62H172V61H171ZM186 62H187V61L184 62L185 65L188 64V63H186ZM197 62H198V60H197ZM197 62H196V63H197ZM209 62H211V61H209ZM40 63H41V62H40ZM40 63H36V64H40ZM44 63H42V64H44ZM71 63H73V61H72ZM86 63H87V61L85 62V64H86ZM95 63H96V62H95ZM107 63H108V61H107V59H106V60H104V64H102V65L106 66ZM116 63H117V62H116ZM126 63H128V61H127ZM126 63L124 62V64H123L124 66H123V67H125V64H126ZM134 63H135V62H134ZM150 63H151V62H150ZM160 63H161V62H159V64H160ZM169 63H170V62H169ZM177 63H178V62H177ZM177 63H176V66L180 65V63H179L178 65H177ZM194 63L191 62V66H193L192 64H194ZM196 63H195L194 65H195L196 67H198V66L196 65ZM201 63H199V64H201ZM206 63H208V62H205V64H206ZM224 63H226V62H223V64H224ZM19 64H20V63H19ZM36 64H35V66H36ZM42 64H41V65H42ZM74 64H73V65H74ZM81 64L83 65V63H81ZM91 64H92V63H91ZM98 64H99V63H98ZM117 64H119V63H117ZM117 64H116V65H117ZM145 64H144V66H145ZM182 64H183V63H182ZM189 64H190V63H189ZM210 64H211V63H210ZM216 64H217V63H216ZM218 64H217V65H218ZM223 64H221V65L223 66ZM27 65H28V63H27ZM27 65H26V66H27ZM41 65H37V66H41ZM76 65H75V68H76ZM121 65H122V64H121ZM140 65H141V64H140ZM157 65H158V64H157ZM162 65H163V63H162ZM164 65L166 66V64H164ZM167 65H168V64H167ZM169 65H171V64H169ZM185 65H183V66H185ZM219 65H218V66H219ZM24 66H25V65H24ZM80 66H81V65H80ZM83 66H85V65H83ZM104 66H102V67H104ZM111 66H112V67H111V72H113V71H112L113 65L111 64ZM117 66H118V65H117ZM117 66H116V70H117V69L119 70L120 67H117ZM132 66H133V65H132ZM132 66H131V67H132ZM141 66H142V65H141ZM144 66H143V67H144ZM171 66H172L171 69H173V65H171ZM174 66H175V65H174ZM180 66H181V65H180ZM183 66H182V67H183ZM191 66H189V67L191 68ZM199 66H200V65H199ZM201 66H203V68H204L205 65H201ZM201 66L198 67V68H192V69H189L188 72L191 71L192 73H195V72L197 71L198 73H200L197 69L201 68ZM206 66H207V69L204 70V69L202 68V71H205V72L209 73V70H210V69L208 70V65H206ZM212 66H213V63H212ZM212 66H211V67H212ZM214 66H215V65H214ZM49 67H50V66H48V68H49ZM53 67H55V66H53ZM81 67H82V66H81ZM91 67H92V66H91ZM97 67H99V65H97ZM121 67H122V66H121ZM127 67H128V65H127ZM146 67H148V66H146ZM169 67H170V66H169ZM186 67H187V66H185V67H183V68H186ZM30 68H31V67H30ZM39 68H40V67H39ZM44 68H45V67H44ZM55 68H56V67H55ZM78 68L80 69V67H78ZM114 68H115V66H114ZM138 68H139V67H138ZM162 68H163V67H162ZM179 68H180V67H179ZM183 68H180V69H183ZM209 68H210V67H209ZM221 68H222V67H221ZM34 69H35V68H34ZM36 69H37V67H36ZM42 69H43V68H42ZM71 69H72V68H71ZM99 69H100V68H99ZM99 69H98V71H99ZM102 69H103L102 72L104 71V75H106V74H105V71H107V70L109 69V65H107V68H105V69L102 68ZM121 69H122V68H120V70H121ZM126 69H127V70H126ZM126 69H125L126 71L129 70L128 68H126ZM132 69H133V68H132ZM134 69H135V68H134ZM136 69H137V68H136ZM186 69H187V68H186ZM215 69H217V68L215 67ZM31 70H32V69H31ZM37 70H38V69H37ZM57 70H58V69H57ZM84 70H85V69H84ZM93 70H95V67H94ZM116 70H115V71H116ZM118 70H117L116 73H118ZM141 70H142V69H141ZM154 70H155V69H154ZM158 70H160V68H158ZM176 70H177V69H176ZM176 70H175V72H176ZM184 70H185V69H184ZM195 70H196V71H195ZM199 70L201 71V69H199ZM207 70H208V71H207ZM55 71H56V70H55ZM55 71H54V72H55ZM72 71H73V70H72ZM81 71H82V70H81ZM81 71H80V72H81ZM95 71H96V70H95ZM126 71H125V72H126ZM136 71H137V70H136ZM139 71H140V70H139ZM151 71H152V70H151ZM171 71H173V70H171ZM37 72H38V71H37ZM40 72H41V69H39V72H38V73L41 74ZM43 72H44V71H43ZM43 72H42V74H44ZM48 72H49V71H48ZM51 72H50V73H51ZM57 72H59V70H58ZM57 72H56V73H57ZM83 72H84V71H83ZM86 72H87V70L85 71V74H86ZM93 72H94V71H93ZM128 72H130V71H128ZM160 72H161V71H160ZM160 72H158V73H160ZM164 72L166 73L167 71H164ZM164 72H163V73H164ZM180 72H181V71H180ZM185 72H186V71H184V73H185ZM214 72H216V71H213V73H214ZM218 72L221 73L219 70H218L216 73H218ZM19 73H20V72H19ZM77 73H78V72H77ZM81 73H82V72H81ZM100 73H101V70H100L99 74H100ZM107 73H108V72H107ZM132 73H133V72H132ZM143 73H144V72H143ZM143 73H142V74H143ZM161 73H162V72H161ZM165 73H164V74H165ZM167 73H168V72H167ZM184 73L182 72V74H184ZM198 73H197V74H198ZM202 73H203V72H202ZM219 73H218V74H219ZM28 74L30 75V73H28ZM28 74H27V75H28ZM48 74H49V73H48ZM75 74H76V73H75ZM78 74H79V73H78ZM88 74H89V73H88ZM92 74H93V73H92ZM101 74L103 75V73H101ZM133 74H134V73H133ZM174 74H175V73H174ZM188 74H190V73H188ZM203 74H204V73H203ZM205 74H206V73H205ZM31 75H33V73H32ZM34 75H35V74H34ZM36 75H37V74H36ZM45 75H46V74H45ZM60 75H61V76H62V75H63V76L65 75V79H63L64 77H62L61 80H58V78L60 79V77H61ZM79 75H80V74H79ZM112 75H113V73H112ZM148 75H149V74H148ZM150 75H151V73H150ZM159 75H160V74H159ZM165 75H166V74H165ZM168 75H169V74H168ZM168 75H167V77H168ZM170 75H172V73H171ZM192 75H196V74H192ZM206 75H207V74H206ZM215 75H216V74H215ZM222 75H223V74H222ZM14 76H15V75H14ZM42 76L44 77V75H42ZM69 76H70V75H69ZM69 76H67L68 79H69ZM77 76H78V75H77ZM86 76H87V74L85 75V77H86ZM94 76H95V74H94ZM107 76H108V74H107ZM110 76H111V75H110ZM121 76H123V75H120V76H119V77L121 78V81L118 80V81L120 82V83H119V84H120V85H119V86H120V87H119V90H121V86H122L121 84H122L123 79L126 78L125 76H124L125 78H123V77H121ZM134 76H135V74H134ZM134 76H133V77H134ZM137 76H138V75H137ZM139 76H142V75H139ZM154 76H155V75H154ZM154 76L151 77V78L153 79ZM184 76H185V75H184ZM217 76H218V75H217ZM219 76L221 77V75H219ZM223 76H224V75H223ZM2 77H3V76H2ZM5 77H7V76H5ZM18 77H19V75H18ZM26 77H28V76H26ZM31 77H32V76H31ZM37 77H38V75H37ZM37 77H36V78H37ZM39 77H40V76H39ZM71 77H74V76L72 75ZM78 77H80V76H78ZM81 77H82V76H81ZM85 77H84V79H85ZM92 77H93V76H92ZM95 77H96V76H95ZM135 77H136V76H135ZM135 77L132 78V79L136 81V80L138 79V77H136V78H135ZM144 77H146V76H144ZM198 77H199V76H198ZM198 77H197V78H198ZM209 77H213V76H212V75H211V76L209 75ZM22 78H24V77H22ZM36 78H35V82H34V80H33V83H35V85L32 84V83H31V84L34 85V86L37 88V90L40 91L41 88H42V87L44 88L46 85L43 84V81H42L43 79H40V80L38 81V80H36ZM49 78H50V80H49ZM82 78H83V77H82ZM89 78H90V77H89ZM97 78H99V76H98ZM100 78H101V77H100ZM111 78H112L111 81L113 80V81L115 82V81H117L116 78H118V77L115 76V79H113V77L111 76ZM122 78H123V79H122ZM127 78H128V77H127ZM127 78H126V79H127ZM146 78H149V76H147ZM155 78H158V77H155ZM160 78H161V77H159L158 79L161 80V81H159V82L161 83V82L164 80L165 77L163 78V80L160 79ZM175 78H176V77H174V79H175ZM185 78H186V76H185ZM197 78H194V77H193V80L190 79V81H194V79H197ZM200 78H201V77H200ZM200 78H199L198 80H200ZM213 78L216 79L215 77H213ZM0 79H2V78L0 77ZM10 79H12V78H10ZM18 79H19V78H18ZM24 79H25V78H24ZM24 79H23V80H24ZM70 79H71V80H70L71 84L73 83V84L77 85V84H79V82H80V81H79V82L76 84V82H77L78 80H76V82L74 83V82H72V81H73V80H72L73 78H70ZM74 79H75V77H74ZM76 79H78V78L76 77ZM80 79H81V78H79V80H80ZM93 79H94V78H93ZM93 79H92L91 81H95V80H93ZM101 79H102V78H101ZM101 79H99V80H101ZM103 79H104V78H103ZM126 79H125V80H126ZM130 79H131V78H129V81H130ZM149 79H150V78H149ZM152 79H151V80H152ZM168 79H169V78H168ZM174 79L171 78V82H172V80H174ZM217 79H218V78H217ZM4 80H5V79H2V82H4ZM7 80H8V78H7ZM16 80H17V79H16ZM27 80H28V79H27ZM27 80H26V81H27ZM57 80H58V81H57ZM81 80H82V79H81ZM106 80H108V79H106ZM127 80H128V79H127ZM153 80H154V79H153ZM156 80H157V79H156ZM175 80H177V78H176ZM183 80H184V78H183ZM204 80H205V79H204ZM8 81H10V80H8ZM8 81H7V82H8ZM20 81H21V80H20ZM30 81H31V80H30ZM66 81H67V80H66ZM68 81H69V80H68ZM108 81H109V80H108ZM142 81H144V80H142ZM145 81H146V80H145ZM145 81H144V82H145ZM169 81H170V80H169ZM180 81L182 82V80H180ZM187 81H188V80H187ZM196 81H197V80H196ZM196 81H195V82H196ZM200 81H201V80H200ZM200 81H199V83H201ZM2 82H1V85H2ZM13 82H14V80H13ZM18 82H19V81H18ZM70 82H69V83H70ZM109 82H110V81H109ZM124 82H125V81H123V83H124ZM127 82H128V81H127ZM131 82H132V80H131ZM178 82H179V81H178ZM197 82H198V81H197ZM10 83H11V84H8V83H7V84H8L9 86H12V82H11V81H10ZM16 83H17V81H16ZM16 83H15V84H16ZM23 83H25V81H24ZM53 83H51V84L54 85ZM58 83L60 84V82H58ZM69 83H68V84H69ZM80 83H81V82H80ZM96 83H97V82H96ZM98 83H99V82H98ZM135 83H136V82H135ZM137 83H138V82H137ZM137 83H136V85L141 86V85H139V83H138V84H137ZM142 83H143V82H142ZM145 83H147V81H146ZM149 83H151V82H149ZM149 83H147V84H149ZM155 83H156V81H155ZM157 83H158V80H157ZM169 83H170V82H169ZM182 83H183V82H182ZM182 83H181V84H182ZM190 83H191V82H190ZM190 83H189V84H190ZM4 84H6V82H4ZM20 84L23 85V86H25L24 84H22V82H21ZM65 84L67 85V82H65ZM71 84H70L69 86H71ZM93 84H94V82H93ZM93 84H92V85H93ZM108 84L110 85V83H108ZM125 84H127V83L125 82ZM125 84H124V85H125ZM133 84H134V83H133ZM143 84H144V83H143ZM143 84H142V85H143ZM185 84H186V83H185ZM192 84H193V83H192ZM197 84H198V83H197ZM211 84H212V83H211ZM219 84H220V83H219ZM221 84H222V83H221ZM221 84H220V85H221ZM225 84H228V83L225 82ZM1 85H0V86H1ZM52 85L49 86V87H48L49 89H47V90H50V87H52ZM56 85H58V84H56ZM115 85H116V84H115ZM160 85H161V84H160ZM195 85H196V84H195ZM200 85H201V84H200ZM200 85H197V86L200 87ZM5 86H6V85H5ZM9 86H8V89H9ZM47 86H46V87H47ZM59 86H60V85H59ZM69 86H68V87H69ZM93 86H94V87H97V86H95V85H93ZM93 86H92V87H93ZM113 86H114V84H113ZM126 86H128V85H126ZM130 86H132V85H130ZM138 86H137V87L135 86V87L138 88ZM144 86H145V88L147 87L145 84H144ZM148 86L150 87L151 84H149ZM152 86H153V85H152ZM152 86H151V88H152ZM217 86H218V85H217ZM225 86H226V85H225ZM18 87H20V86H18ZM21 87H22V86H21ZM25 87H26V86H25ZM38 87H39L40 89H39ZM55 87H56V86H55ZM55 87H54V88H55ZM62 87H63L64 90L62 89ZM81 87H84V85H81ZM87 87H88V86H87ZM105 87H106V86H105ZM115 87H116V86H115ZM117 87H118V86H117ZM133 87H134V86H133ZM133 87H132V89H133ZM153 87L155 88L156 86L154 85ZM0 88H1V87H0ZM13 88H14V87H13ZM22 88H23V87H22ZM31 88H32V87L30 86V89H31ZM70 88H72V87H70ZM84 88H85V87H84ZM84 88H82V89H84ZM100 88H101V87H100ZM100 88H99V89H100ZM111 88H112V86H111ZM123 88H124V87H123ZM127 88H128V87H127ZM136 88H134V90H135ZM139 88H140V87H139ZM139 88H138V90H139ZM141 88H142V90H143V86H141ZM147 88H148V87H147ZM154 88H153V89H154ZM156 88H157V87H156ZM185 88H186V87H185ZM194 88H195V86H194ZM5 89H7V88H5ZM8 89H7V90H8ZM52 89H53V88H51L50 91H52ZM65 89H66V90L68 89V90L66 91V93H65ZM90 89H92V88H90ZM90 89H89V90L86 89V90L90 91ZM97 89H98V87H97ZM109 89H110V88H109ZM113 89H114V87H113ZM113 89H111V91H112ZM125 89H126V88H125ZM125 89H123V91H124ZM132 89L128 88V90L133 91ZM158 89H159V87H158ZM158 89H157V91H158ZM180 89H182V88H180ZM226 89H227V88H226ZM0 90H1V89H0ZM12 90H13V89H12ZM18 90H19V89H18ZM18 90H17V91H18ZM22 90H24V89H22ZM31 90H32V89H31ZM47 90H46V91H47ZM59 90H58V92H59ZM62 90L64 91L63 93H62ZM116 90L118 91L117 88H116ZM128 90H126V91H128ZM138 90H136V91H138ZM149 90H150V89H149ZM2 91H3V90H2ZM14 91H16V90H14ZM27 91H28V90L25 89L24 94H27V93H26ZM33 91H34V90H33ZM41 91H42V90H41ZM72 91H73V90H72ZM81 91H82V90H81ZM84 91H85V90H84ZM88 91H86V92H88ZM91 91H92V90H91ZM91 91H90V92H91ZM93 91H94V92H97V93H96L97 96L101 93V92H100L101 90H99L100 93H98V90L95 91L94 88H93ZM111 91H110V92H111ZM136 91H134V92H136ZM139 91H140V90H139ZM139 91H138V92H139ZM143 91H144V92H145V91H148V89H147V90L144 89ZM143 91H142V92H143ZM155 91H156V90H155ZM214 91H215V90H214ZM4 92L6 93V90H4ZM7 92H9V91H7ZM18 92H19V91H18ZM18 92H16V93H18ZM44 92H45V91H43V93H44ZM48 92H49V91H47V93H48ZM52 92H53V91H52ZM54 92H55V91H54ZM86 92H85V93H86ZM90 92H89V93H90ZM94 92H93V93H94ZM108 92H109V90L107 89L106 93L108 94V96H106V97L109 98V93H108ZM119 92L121 93V91H119ZM150 92H151V91H150ZM152 92H154V90H153ZM9 93H10V92H9ZM14 93H15V92H14ZM14 93H13V95H14ZM28 93H29V92H28ZM38 93L40 94V93H42V92H38ZM43 93H42V94H43ZM45 93H46V92H45ZM45 93H44V94H45ZM47 93H46V94H47ZM49 93H50V92H49ZM56 93H57V91H56ZM79 93H80V92H79ZM83 93H84V92H83ZM89 93H88V94H89ZM103 93H105V92H103ZM127 93H128V92H126V95L128 96L129 93H128V94H127ZM145 93H148V92H145ZM154 93H155V92H154ZM210 93H211V92H210ZM0 94H1V91H0ZM6 94H7V93H6ZM34 94H35V93H34ZM34 94H33V95H34ZM46 94H45V95H46ZM51 94H52V93H51ZM59 94H60V93H59ZM81 94H82V92H81ZM88 94H86V95H88ZM110 94H111V93H110ZM118 94H119V93H118ZM118 94H117V92L114 94V96H115V95L117 96L115 99H114V96L112 95V97H113V99H112V103H113V104H114V102H115L116 99H117L118 102H120V101L118 100ZM130 94H131V93H130ZM139 94H140V93H139ZM156 94H157V92H156ZM9 95H11V93H10ZM33 95H32V96H33ZM48 95H49V94H48ZM76 95H77V94H76ZM89 95H90V94H89ZM89 95H88V96H89ZM104 95H105V94H104ZM126 95L123 94V96H125V97H126ZM146 95H147V94H146ZM153 95H154V94H153ZM7 96H8V95H7ZM20 96H21V98H20ZM20 96H18L17 98H19V100H20V99L22 100V97H24L25 95L23 96V95L20 94ZM34 96H36V95H34ZM123 96H122V97H123ZM130 96H131V95H130ZM130 96H129V97H130ZM133 96L136 97V95H133ZM148 96H149V95H148ZM0 97H1V96H0ZM3 97H4V96H3ZM11 97H12V96H11ZM15 97H16V96H15ZM49 97H50V98H52V97L55 98V96H54L53 94H52V96H48V98H49ZM77 97H78V95H77ZM110 97H111V96H110ZM152 97H153V96H152ZM158 97H159V96H156V95H155V99H157ZM8 98H9V100H12V99L14 100L13 97H12L11 99H10V97H8ZM26 98H29V96H28V97L26 96V97H25V100H26ZM36 98H38V100L35 99V98L33 97V104L36 103V100H37V102L40 101V100H42L41 98H40V100H39V97H37V96H36ZM57 98H59V97H57ZM80 98H81V97H80ZM82 98H83V97H82ZM86 98H87V96H86ZM88 98H89V97H88ZM127 98H128V97H127ZM131 98H133V97L131 96ZM131 98H130V99H131ZM137 98H138V95H137ZM141 98H142V97H141ZM153 98H154V97H153ZM153 98H151V99H153ZM0 99H1V98H0ZM3 99H5V97H4ZM34 99H35V100H34ZM43 99H45V98H43ZM109 99H110V98H109ZM125 99H126V98H125ZM125 99H124V101H123V99H121V97H120V100H121L120 105H119V103H118V105L116 104L118 109H120V106H121V103H122V102L125 103ZM142 99H143V98H142ZM1 100H2V99H1ZM19 100H18V101H19ZM25 100H24L22 103H24ZM46 100H47V99H45V101H46ZM52 100H53V99H51V101H52ZM113 100H114V101H113ZM139 100H140V99H139ZM3 101H5V100H3ZM3 101H1L0 103H2ZM34 101H35V102H34ZM137 101H138V100H137ZM140 101H142V100H140ZM14 102H15V101H12L11 103H14ZM16 102H17V101H16ZM28 102H30V101L28 100ZM40 102H41V101H40ZM46 102H47V101H46ZM49 102H50V101H49ZM55 102H56V100H55ZM110 102H111V101H110ZM132 102H133V101H132ZM3 103H4V102H3ZM3 103H2V104H3ZM17 103H18V102H17ZM17 103H16V104H17ZM22 103H21V104H22ZM26 103H27V102H26ZM26 103H24V104H25V107L31 105V104L29 103L30 105L27 104V106H26ZM31 103H32V102H31ZM41 103H42V102H41ZM41 103H40V104H41ZM43 103H44V101H43ZM47 103H48V102H47ZM51 103H52V102H50V105H51ZM115 103H116V102H115ZM139 103H140V102H139ZM2 104H1V107H0L1 110H2ZM18 104H19V103H18ZM21 104H20V105H21ZM24 104L21 105V106L24 107ZM33 104H32V105H33ZM38 104H39V103H38ZM38 104H36V105H38ZM44 104H45V103H44ZM44 104H42V105H44ZM54 104H55V103H54ZM113 104H112V105H113ZM134 104H136V101H135ZM4 105H5V104H4ZM6 105L9 106L10 104H6ZM42 105H41V108H42ZM47 105H48V104H47ZM68 105H69V104H68ZM114 105H115V104H114ZM114 105H113V106H114ZM128 105H129V102H128ZM138 105H139V104L135 105L134 108L136 109V108L138 107ZM12 106H14V105H12ZM15 106H16V105H15ZM21 106H20V107H21ZM113 106H112V107H113ZM133 106H134V105H133ZM10 107H11V106H10ZM17 107H18V106H17ZM30 107H31V106H30ZM45 107H46V106H45ZM48 107H49V106H48ZM71 107H72V106H71ZM71 107H69V108H71ZM126 107H127V106H126ZM126 107H125V108H126ZM3 108H5V106H3ZM18 108H19V107H18ZM18 108H17V109H18ZM5 109H6V108H5ZM9 109H10V108H9ZM9 109H8V110H9ZM12 109H13V108H12ZM12 109H11V110H12ZM27 109H28V108H27ZM37 109H39V108H37ZM50 109H51V108H48V110L52 112V109H51V110H50ZM65 109H66V108H65ZM109 109H110V108H109ZM121 109H123L122 106H121ZM127 109H128V108H127ZM137 109H138V108H137ZM137 109H136L135 111H137ZM158 109H159V108H158ZM158 109H155L156 111L153 110V112H152V110H150V109H147V111L149 110L150 113H151V116H152V115L154 114V111H155V112L159 111ZM8 110H6V111L8 112ZM18 110H19V109H18ZM21 110H22V109H21ZM42 110H43V109H42ZM44 110H45V112H46V109H44ZM111 110H112V109H110V111H111ZM114 110H115V109L113 108V112H116V111H114ZM124 110H125V109H124ZM128 110H129V109H128ZM130 110L134 111L133 109H130ZM6 111H5V112H6ZM12 111H13V110H12ZM53 111H55V110H53ZM160 111H161V109H160ZM2 112H4V111L2 110ZM5 112L2 113V114H5ZM19 112H21V111H19ZM22 112H23V110H22ZM34 112H35V111H34ZM47 112H48V111H47ZM51 112H50V113H51ZM58 112H59V111H58ZM122 112H123V111H122ZM125 112H126V111H125ZM125 112H124V113H125ZM127 112H128V111H127ZM161 112H162V111H161ZM36 113H37V112H36ZM53 113H54V112H53ZM53 113L51 114L52 116L50 115L51 118L54 117V116H56V115L53 116ZM98 113H100V114L102 115V116L99 115V116H101V117L106 116V113L104 114V113H101L100 111L97 112V114H98ZM128 113L131 114V112H128ZM146 113H148V112H146ZM152 113H153V114H152ZM157 113H158V112H157ZM157 113H156V115H157ZM54 114H57L56 111H55ZM59 114H60V113H59ZM93 114H94V113H93ZM130 114H127V115H129V116H127V115H125V116H127V117L129 118V117H130ZM133 114H134V113H133ZM140 114L142 115L143 113H140ZM160 114H161V113H160ZM160 114H159V115H160ZM15 115H16V113H15ZM117 115H118V114L115 115V118H118ZM137 115H138V114H136L135 117H138ZM149 115H150V114H149ZM154 115H155V114H154ZM154 115H153V116H154ZM156 115H155V118H152V119H153V120H154V119H155V120L158 119V121H159V118H157V116H159V115H157V116H156ZM161 115H162V114H161ZM1 116H2V115L0 114V117H1ZM43 116H44V114H43ZM99 116H98V118H97V115H96V118H97V120H99V123H101V126L104 128V124L101 122L102 119L100 120V119H99V118H100ZM118 116H119V115H118ZM120 116H121V115H120ZM122 116H123V115H122ZM122 116H121V117H122ZM132 116H133V115L131 114V117H130V118H134V119H135V117H132ZM4 117H5V116H4ZM20 117H21V116H20ZM46 117H47V119H48L49 115H48V116L46 115ZM46 117L44 116V118H46ZM107 117H109V116L107 115ZM123 117H124V116H123ZM123 117H122V119H124V120L127 118V117H124V118H123ZM159 117H160V116H159ZM16 118H17V117H16ZM96 118H95V120H96ZM105 118H106V117H105ZM130 118L127 119L126 121L128 122L129 120H132V119H130ZM49 119H50V118H49ZM113 119H114V117H113ZM119 119L122 120L120 117L118 118V120L116 119V120L118 121V124H119V122H121V123L123 124V126H124V124L126 125V123H124V121H123V122H122V121H119ZM152 119H151V120H152ZM161 119H162V117H161ZM161 119H160V120H161ZM1 120H3L2 117H1ZM104 120H107V119H104ZM104 120H102V121H104ZM109 120H110V119H109ZM4 121H5V120H4ZM114 121H115V120H112L111 123L114 122ZM47 122H48V121H47ZM105 122H107V121H105ZM105 122H104V123H105ZM108 122H110V121H108ZM108 122H107V123H108ZM129 122H130V121H129ZM131 122H132V121H131ZM131 122H130V123H131ZM99 123H98V124H99ZM107 123H106V125H107ZM115 123H116V122H115ZM121 123H120V124H121ZM1 124H2V123L0 122V125H1ZM96 124H97V123H96ZM108 124H109V123H108ZM112 124H113V123H112ZM112 124H109V125H112ZM122 124H121V125H122ZM57 125H58V124H57ZM106 125H105V126H106ZM34 126H35V125H34ZM116 126H117V128H118L119 125H116ZM21 127H22V126H21ZM23 127H24V125H23ZM31 127H33V125H32ZM35 127H36V126H35ZM37 127H38V126H37ZM37 127H36V128H37ZM41 127H42V126H41ZM41 127H40V128H41ZM120 127L122 128V126H119V128H120ZM124 127H125V126H124ZM3 128H4V125H3ZM29 128H30V127H29ZM29 128H27V130H28ZM33 128H34V127H33ZM38 128H39V127H38ZM42 128H43V127H42ZM42 128H41L40 130H42ZM54 128H55V130H56V127H54ZM97 128H98V125H97ZM100 128H101V127H100ZM105 128H108V127L106 126ZM105 128H104V129H105ZM115 128H116V127H115ZM117 128H116V129H117ZM0 129H1V128H0ZM5 129H6V130H5ZM5 129H1L2 132H0V134H3V130H4V131H7V132H8V131L11 132L10 129H7L6 127H5ZM25 129H26V126H25ZM31 129H32V128H31ZM43 129H44V128H43ZM110 129H112V128L110 127ZM197 129H198V128H197ZM1 130H0V131H1ZM12 130H13V129H12ZM15 130L17 131V128H15ZM23 130H24V129H23ZM27 130L25 131L26 133H27ZM33 130H35V129H33ZM95 130H97V129H95ZM114 130H115V129H114ZM114 130H113V132H114ZM120 130H121V129H120ZM16 131H15V132H16ZM73 131H74V130H73ZM116 131H117V130H116ZM152 131H155V130H152ZM9 132H8V133H9ZM15 132H11V133L13 134V133H15ZM25 132H24V133H25ZM32 132H33V131H32ZM32 132H31V133L28 132L29 135H26L27 138H28V136H32V135H33V137H34V134H33ZM35 132H38V131L36 130ZM39 132L41 133L42 131H39ZM43 132H44V131H43ZM157 132H158V131H157ZM159 132H160V131H159ZM26 133H25V134H26ZM117 133H118V131H117ZM16 134H17V133H16ZM25 134H24V135H25ZM44 134H45V133H44ZM54 134H55V133H54ZM58 134H59V133H58ZM61 134H62V132H61ZM61 134H60V135H61ZM156 134H157V133H156ZM3 135H4V134H3ZM24 135H22L23 137H22V136H21V137H22L23 140L25 141V145H26V144H27V142H26L27 140H26V136H25V139H24ZM47 135H48V134H47ZM50 135H51V134H49V136H50ZM62 135H63V134H62ZM150 135H151V131H150ZM158 135H159V133H158ZM158 135H157V137H159ZM161 135H162V134H161ZM4 136H6V140H5V142H4V141H3V142L6 144V143H7L6 141H8V140H7L8 137H7V135H4ZM18 136H19V135H18ZM42 136H43V135H42ZM74 136H76V134H75ZM77 136H78V135H77ZM77 136H76V137H77ZM152 136H153V135H152ZM21 137H20V138H21ZM33 137H32V138H33ZM72 137H73V136H72ZM155 137H156V135L153 136V138H155ZM157 137H156V138H157ZM20 138L18 137L19 140L22 139V138H21V139H20ZM45 138H46V136H45ZM58 138H59V137H58ZM62 138H63V137H62ZM62 138H61V136H60L59 139H62ZM18 139L16 138L17 141H18ZM30 139H31V138H30ZM56 139H57V138H56ZM70 139H71V138H70ZM92 139H93V138H92ZM92 139H91V140H92ZM96 139H97V137H96ZM147 139H148V138H147ZM158 139H161V141H162V137H161V138L159 137ZM28 140H29V138H28ZM155 140H156V139H155ZM66 141H67V140H66ZM161 141H160V142H161ZM8 142L12 143V140H11V141L9 140ZM13 142H14V141H13ZM31 142H32V141H31ZM61 142H62V141H61ZM61 142H60V143H61ZM68 142H69V141H68ZM70 142H71V141H70ZM158 142H159V140H158L156 143H158ZM28 143H30V142H28ZM34 143H35V142H33V144H34ZM56 143L59 144V141L56 140ZM62 143H63V142H62ZM62 143H61V144H62ZM154 143H155V142H154ZM154 143H153V144H154ZM7 144H8V143H7ZM13 144H15V143H13ZM16 144H17V143H16ZM22 144L24 145L23 141H22ZM31 144H32V143H30V145L28 144V147H31V146H32ZM35 144H36V143H35ZM35 144H34V146H35ZM0 145H2V144H0ZM64 145H65V144H64ZM89 145H90V144H89ZM3 146H4V145H2L1 147H3ZM5 146H6V145H5ZM5 146H4V147H5ZM10 146L12 147V145H10ZM10 146L8 145L7 147L10 148ZM15 146H16V145H15ZM18 146L21 147L20 145H18ZM18 146H17V147H14V145H13V149H12V150H14V148H18ZM34 146H32L33 149L35 148ZM65 146H66V145H65ZM65 146H64V147H65ZM26 147H27V146H26ZM28 147H27V148H28ZM58 147L60 148V146H58ZM87 147H88V146H87ZM24 148H25V146H24ZM27 148H26V149H27ZM36 148H37V146H36ZM90 148H92V147L90 146L89 149H90ZM3 149H4V148H3ZM3 149H1V150H3ZM10 149H11V148H10ZM10 149H9V150H10ZM18 149H20V148H18ZM18 149H17V150H18ZM22 149H23V148H21L20 150H22ZM31 149H32V148H31ZM37 149H38V148H37ZM39 149H40V148H39ZM86 149H88V148H86ZM7 150H8V149H7ZM17 150H16L15 155H16L17 153H19V152H17ZM29 150H30V148H28V151H29ZM82 150H83V149H82ZM90 150H91V149H90ZM22 151H23V150H22ZM38 151H39V150H37V152H38ZM42 151H43V150H42ZM51 151H52V150H51ZM51 151H50V152H51ZM91 151H92V150H91ZM91 151H89V152H91ZM23 152H25V151H23ZM29 152H30V154H31V152H32L31 156H32V155H35L36 149H35V152H34L33 150H31V151H29ZM37 152H36V154H38ZM44 152H45V151H44ZM47 152H48V151H47ZM25 153H26V152H25ZM33 153H34V154H33ZM52 153H54V152H52ZM6 154L9 155L8 153H6ZM27 154H28V156H29V153H27ZM27 154H26V155H27ZM48 154H49V153H48ZM91 154H93V156H94V153H91ZM7 155H6V156H7ZM18 155H19V154H18ZM24 155H25V154H24ZM26 155H25V156H26ZM49 155H50V154H49ZM83 155H84V154H83ZM87 155H88V154H87ZM4 156H5V155H4ZM45 156H46V155H45ZM50 156H53V154H51ZM54 156H55V155H54ZM85 156H86V155H85ZM7 157H8V160L11 158V156H10V158H9V156H7ZM23 157H24V156H23ZM65 157H66V156H65ZM96 157H97V156H96ZM3 158H4V157H3ZM3 158H2V161H3ZM13 158H15V157H13ZM19 158H20V155H19ZM19 158H18V159H19ZM28 158H30V156H29ZM28 158H26V159H28ZM40 158H41V157H40ZM4 159H5L4 161L7 160L6 157H5ZM11 159H12V158H11ZM11 159H10V160H11ZM15 159H16V158H15ZM18 159H17V160H18ZM43 159H45V158H43ZM10 160L7 161L6 163L11 164V166H14V163H13V165H12V163H11L12 160H11V161H10ZM24 160H25V159H24ZM24 160L22 159V161H24ZM28 160H31V159H28ZM28 160H27V161H28ZM33 160H34V158H33ZM33 160H31V161H33ZM46 160H47V159H46ZM4 161H3V162H4ZM18 161H19V160H18ZM31 161H29V163H31ZM48 161H49V162H48ZM36 162H37V161H35V163H36ZM38 162H39V164L41 163V161H38ZM43 162H44V160H43ZM47 162L49 163V166H48V167L50 168V166H51V169L53 168V169L50 170V171H51V172L54 171V167H52L53 165H50V160H47ZM52 162H53V161H52ZM52 162H51V164H52ZM90 162H91V161H90ZM6 163H5V166H6ZM27 163H28V162H27ZM27 163H26V162H25L24 164L22 163V165H24V166H25V164L28 165L29 163H28V164H27ZM32 163H33V164H32V166H30V167H33V165H34V168H36V167L38 166V165H36V167H35V163H34V162H32ZM45 163H46V162H45ZM45 163H44L43 167H44V166L46 167ZM69 163H70V161H69ZM72 163H73V162H72ZM86 164H87V163H86ZM86 164H84V166H85V167H88V166H86ZM92 164H93V165H92ZM92 164H89V165H90L89 167H91V166H95V163L92 162ZM0 165L2 166V164H0ZM3 165H4V164H3ZM18 165H19V164H18ZM72 165H73V164H72ZM81 165H82V164H81ZM87 165H88V164H87ZM19 166H20V165H19ZM24 166H23V167H24ZM54 166H55V165H54ZM97 166H98V165H97ZM2 167H3V166H2ZM6 167H7V166H6ZM40 167L42 168V170H39V172H40L39 175L43 176V172H42V171H43V167H42V166H40ZM79 167H80V165H79ZM89 167H88V168H89ZM98 167L100 168V166H98ZM98 167H96V168H98ZM0 168H1V167H0ZM11 168L14 169L15 167H14V168L11 167ZM37 168H38V167H37ZM37 168H36V169H37ZM71 168H72V167H70V169H71ZM80 168H81V167H80ZM80 168H77V169L79 170ZM99 168H98V169H99ZM16 169H17V168H16ZM19 169H20V167H18V170H19ZM27 169H28V167H27ZM32 169H33V168H32ZM32 169H28L29 172L27 171V173H31V172H33V173L36 174L37 171H36V172H35V170L32 171ZM46 169H48V168L46 167ZM72 169H73V168H72ZM74 169H75V168H74ZM77 169H76V170H77ZM93 169H94V168H93ZM1 170H4V169L2 168ZM1 170H0V171H1ZM7 170H9V168H8ZM78 170H77V171H78ZM94 170H95V169H94ZM101 170H102V169H101ZM101 170H100V171H101ZM4 171H5V170H4ZM4 171H3V173H2V171H1V173H2V174H5ZM11 171H14V170H11ZM20 171L22 172V168L20 169ZM24 171H25V168H23V172H24ZM46 171H47V170H46ZM50 171H49V173H50ZM56 171L59 172V170H57V169H56ZM63 171H64L65 173L68 174V171H67V170H64V169H63ZM63 171L61 170V172H63ZM66 171H67V172H66ZM77 171H75V172H77ZM88 171H89V170H88ZM100 171H97V172H100ZM6 172L9 174V171H6ZM54 172H55V171H54ZM75 172H74V173H75ZM134 172H135V171H134ZM14 173L16 174L17 172H14ZM18 173H20V172H18ZM24 173H26V171H25ZM56 173H57V172H56ZM65 173H59V174H61L60 176H62L63 174H64V176H65ZM83 173H84V172H83ZM93 173H94V172H93ZM212 173H213V172H212ZM20 174H21V173H20ZM31 174H32V173H31ZM37 174H38V173H37ZM37 174H36V175H37ZM44 174H45V176L48 178V180H49V176H48V175H50V177H51V175H52V174H48V175H46L47 173H44ZM59 174H58V175H59ZM0 175H1V174H0ZM5 175H6V174H5ZM5 175H4V176H5ZM10 175H11V172H10ZM36 175H35V178H36ZM68 175H69V177H70V174H68ZM95 175H96V173H95ZM1 176H3V175H1ZM16 176H17V175H16ZM23 176H24L23 178H28L26 175H23ZM32 176H33V175H32ZM45 176H44V178H45ZM80 176H81V175H80ZM211 176H212V175H211ZM38 177H39V176H38ZM65 177H67V176H65ZM65 177H64V178H65ZM75 177H76V176H75ZM4 178H6V177H3V179H4ZM39 178H41V177H39ZM42 178H43V177H42ZM67 178H68V177H67ZM67 178H66V179H67ZM1 179H2V178H1ZM6 179H7V178H6ZM9 179H11V178L9 177ZM45 179H46V178H45ZM55 179H56V178H55ZM55 179H53V180H55ZM57 179L62 180V178L60 179V177H59V178L57 177ZM57 179H56V182H57V183H55V182L53 181V182L55 183V186H56V187L58 186V185H56V184H58V182H59V183L62 182V181H58ZM74 179H76V178H74ZM78 179H79V178H78ZM18 180H19V179H18ZM26 180H27V179H26ZM42 180H43V179H42ZM48 180H44V181H48ZM64 180H65V179H64ZM68 180L71 182V181H72V180H71V177L68 178ZM24 181H25V180H24ZM27 181H28V180H27ZM29 181H30V180H29ZM51 181H52V180H51ZM51 181H50V182H51ZM78 181H79V180H78ZM78 181H75V180H74V183H75V182H78ZM7 182H8V181L5 180V183H6V184H7ZM18 182H19V181H18ZM18 182H17V185H18ZM30 182H31V181H30ZM53 182H51V183H53ZM1 183H2V185L4 186L3 188L6 189V187H7L6 184H4V182H2V180H1ZM1 183H0V184H1ZM8 183H9V182H8ZM31 183H32V182H31ZM33 183H34V182H33ZM35 183H36V182H35ZM54 183H53V184H54ZM71 183H72L74 186H77V185H76L77 183L74 184L73 181H72ZM78 183H81V182L79 181ZM9 184H10V183H9ZM67 184H69V183H67ZM67 184H66V185H67ZM59 185H60V184H59ZM66 185H65V186H66ZM78 185L82 186L81 184H78ZM39 186H40V185H39ZM47 186L49 187V185H46V187H47ZM55 186H54V187H55ZM65 186H62V188L65 187ZM33 187H34V186H33ZM56 187H55L54 189H56ZM115 187H116V186H115ZM3 188H1L2 191H3ZM16 188H17V187H16ZM52 188H53V187H52ZM58 188H59V187H58ZM58 188H57V189H58ZM60 188H61V186H60ZM66 188H67V187H65V189H66ZM69 188H70V187H68V190H67V189H66V190L69 191ZM81 188L84 189L85 187L83 186V187H81ZM5 189H4V192H5ZM7 189H8V188H7ZM11 189H12V188H11ZM17 189H18V188H17ZM31 189H32V185H31ZM31 189H30V190H31ZM37 189H38V188H37ZM78 189H79V186H78ZM78 189L76 188V190H78ZM85 189H86V188H85ZM85 189H84V190H85ZM114 189H115V188H114ZM32 190L34 191V189H32ZM32 190H31V191H32ZM62 190H63V189H62ZM62 190L60 189L59 191L61 192ZM81 190H82V189H80V192H84V193H86L85 191H81ZM37 191H38V190H37ZM39 191H40V190H39ZM64 191H65V190H64ZM70 191H72V188L70 189ZM73 191H74V190H73ZM6 192H7V190H6ZM34 192H35V191H34ZM41 192H42V191H41ZM65 192H66V191H65ZM65 192H64L63 194H65ZM78 192H79V191H78ZM80 192H79V193H80ZM9 193H12V192L9 190ZM13 193H14V192H13ZM35 193H36V192H35ZM61 193H62V192H61ZM67 193H68V192H67ZM72 193H74V192H72ZM84 193L81 194V197H82V195H84ZM29 194H30V192H29ZM63 194H62V196L66 197V196L63 195ZM68 194H69V193H68ZM70 194H71V193H70ZM70 194H69V195H70ZM90 194H91V193H89L88 195H90ZM8 195H9V194H8ZM8 195H7V196H8ZM10 195H11V194H10ZM33 195H34V193H33ZM47 195H48V194H47ZM66 195H67V194H66ZM73 195L75 196L76 193L72 194V196H73ZM85 195H86V194H85ZM88 195H87V196H88ZM25 196H26V195H25ZM34 196H35V195H34ZM62 196H61V198H62ZM72 196H68V195H67L68 199H71L70 197H72ZM77 196H79V195L77 194ZM77 196H76V197H77ZM90 196H92V195H90ZM1 197H3V195H2ZM1 197H0V198H1ZM4 197H6V195H4ZM12 197H13V196H12ZM64 197H63V198H64ZM6 198H7V197H6ZM26 198H27V199H24V200L31 201V202L34 203V205H36V204H35V201H36V203L41 202L40 199H39L40 201L37 200L38 197H37L36 200H34V201H32L33 198H32V199H31L30 197L28 198V196H26ZM47 198H49V197H47ZM78 198H79V197H78ZM86 198H87V197H86ZM86 198H85V199H86ZM91 198H92V197H91ZM1 199H2V198H1ZM4 199H5V198H4ZM12 199H13V198H12ZM12 199H11V200H12ZM21 199L23 200L22 196H21ZM28 199H30V200H28ZM76 199H77V198H76ZM79 199H80V198H79ZM82 199H83V197H82ZM2 200H3V199H2ZM7 200H8V201H5V200H4L3 203H4V202L8 203V202H9V199H7ZM11 200H10V202H12ZM22 200H20V201H22ZM48 200H49V199H48ZM72 200H73L72 203H73V205H74L77 201L75 200L76 202L74 203V199H73V197H72ZM77 200H78V199H77ZM80 200H81V199H80ZM80 200H78V201H80ZM83 200H84V199H83ZM87 200H88V198H87ZM89 200H91V199H89ZM27 201H25V203H26ZM50 201L52 202V200H50ZM53 201H56V198H54ZM81 201H82V200H81ZM81 201H80V202H81ZM61 202H63V201L61 200ZM86 202H87V201H86ZM0 203H1V202H0ZM3 203H2V204H3ZM6 203H5L4 205H7ZM16 203H17V202H16ZM41 203H42V202H41ZM53 203H54V202H53ZM64 203H65V201H64ZM66 203H67V202H66ZM68 203H69V202H68ZM68 203H67V204H68ZM72 203H69V204H72ZM78 203H79V202H78ZM81 203H82V202H81ZM89 203H91V201H89ZM11 204H12V203H11ZM13 204H14V203H13ZM13 204H12V205H13ZM27 204H29V202H28ZM83 204L85 205L84 202H83ZM83 204H81V205H83ZM23 205H24V204H23ZM29 205H30V204H29ZM40 205H41V204H40ZM42 205H44V204H42ZM45 205H46V204H45ZM45 205L42 206V207L44 208ZM75 205H76V204H75ZM87 205H88V203H87ZM31 206H32V208H33V205H31ZM46 206H47V208H48L49 204H47ZM67 206H69V205H67ZM67 206H66V208H68ZM70 206H72V205H70ZM76 206H78V205H76ZM76 206H74V208H75ZM0 207H1V206H0ZM3 207H4V206H3ZM10 207H11V206H9V203H8V206L6 207V209L8 208V209L11 211ZM14 207H15V204H14ZM16 207H17V206H16ZM84 207H85V206H84ZM25 208H26V207H25ZM28 208H30V206H29ZM36 208H37V206H36ZM39 208H40V207H38V209H39ZM49 208H50V207H49ZM51 208H52V207H51ZM70 208L72 209V207H70ZM78 208H80V207H78ZM78 208H76V209H78ZM13 209H14V208H13ZM13 209H12V213H13ZM33 209H35V208H33ZM29 210H31V209H29ZM40 210H42V212L44 211V214H46V216H48V214H47L48 211H49V212H50V211L52 212V210H54V208H52V210H48V211H47V210L45 211V210H43V209H40ZM55 210H57V209H55ZM55 210H54V212H55ZM73 210H74V209H73ZM25 211H26V210H25ZM32 211H33V210H32ZM59 211H60V210H57V212H59ZM68 211H69V210H68ZM5 212H8V211H5ZM34 212H35V211H34ZM42 212H40V213H42ZM45 212H47V213H45ZM62 212H63V210H62ZM64 212H65V211H64ZM64 212H63V213H64ZM9 213H10V212H8V214H9ZM59 213H60V212H59ZM8 214H7L6 216H8ZM15 214H16V213H15ZM33 214H34V213H33ZM69 214H70V213H69ZM1 215H2V214H1ZM3 215H4V214H3ZM9 215H10V214H9ZM24 215H25V214H24ZM29 215L31 216L32 214H29ZM35 215H36V213H35ZM38 215H39V214H38ZM49 215H50V214H49ZM51 215H52V214H51ZM51 215H50V216H51ZM53 215H55V213H53ZM56 215H57V214H56ZM58 215H59V214H58ZM61 215H62V214H60L59 216L62 217V218H64V216H63V215L61 216ZM4 216H5V215H4ZM16 216H17V215H16ZM46 216H45V219H46ZM11 217H12V216H11ZM23 217H24V216H23ZM33 217H34V216H33ZM37 217H38V216H37ZM12 218H13V217H12ZM25 218H26V217H25ZM49 218H50V217H49ZM51 218H52V217H51ZM55 218H56V216H55ZM8 219H9V218H8ZM16 219H17V218H16ZM52 219H53V218H52ZM65 219H66V218H65ZM1 220H2V219H0V221H1ZM11 220H12V219H11ZM13 220H15V219H13ZM19 220H20V222H23V221H24V219H23V221H21V218H20ZM28 220H29V219H28ZM28 220H27V218L25 219L26 222H29V221H30V220H29V221H28ZM38 221H40V222H38ZM47 221H48V219H47ZM15 222H16V221H15ZM17 222H18V221H17ZM56 222H57V220H56ZM56 222H54V221L52 222V224L55 223L54 225H52L53 227L56 225ZM1 223H2V222H1ZM5 223H6V222H5ZM9 223H10V221H9ZM32 223L34 224V228H35V225H36L37 227H38V226H39V227H41V226L44 227V226H45V224H44V226L41 225V224L45 223L44 220H43V216H40V218H39V217H38V218L34 217V219L31 221V225H32ZM58 223H60V222H58ZM58 223H57V224H58ZM61 223H62V222H61ZM67 223H68V222H67ZM23 224H24V222H23ZM23 224H22V225H23ZM46 224H47V222H46ZM13 225H14V224H13ZM47 225H48V224H47ZM58 225H59V224H58ZM60 225H61V224H60ZM60 225H59V227H61V226L63 225V223H62L61 226H60ZM64 225L67 226V224H64ZM71 225H72V224H71ZM71 225H70V223H69V226H71ZM9 226H10V225H9ZM16 226L18 227V226H20V224H19V225H16ZM26 226H27V225H26ZM28 226H30V224H29ZM28 226H27V227H28ZM48 226H51V223H50V225H48ZM48 226L46 227V229L48 228ZM56 226H57V225H56ZM69 226H68V227H69ZM0 227H1V226H0ZM2 227H3V226H2ZM5 227H6V229H8V231H9L10 228H7V224L5 225ZM20 227H21V226H20ZM39 227H38V228H39ZM42 227L40 228L41 230H42ZM23 228H24V227H23ZM49 228H50V227H49ZM51 228H52V227H51ZM24 229H25V228H24ZM29 229H30V228H29ZM43 229H45V228H43ZM55 229H56V227H55ZM59 229H60V230H63V229H61V228H59ZM59 229H56L55 232H57V230L60 231ZM65 229H66V228H65ZM15 230H16V229H15ZM47 230H48V229H47ZM52 230H53V229H52ZM52 230L50 229L49 231H52ZM68 230H69V229H66V231H68ZM16 231H17V230H16ZM22 231H24V230H22ZM42 231H43V230H42ZM45 231H46V230H45ZM45 231H43V232H45ZM49 231H48V232H49ZM66 231H65V232H66ZM70 231H71V229H70ZM3 232H5V231H3ZM6 232H7V231H6ZM6 232H5V233H6ZM12 232H14L13 229H12ZM12 232H11V233H12ZM62 232H63V231H62ZM62 232L60 231V233H62ZM9 233H10V232H8V234H9ZM14 233H15V232H14ZM23 233H24V232H23ZM26 233H27V236L25 237V241H24V243H23V242H20L19 240H20L21 238L19 237L20 239H17V236H16V239H14V240H15V243H16V240L19 241L18 244H17L18 246L14 245V247L16 246V248L13 249V250L11 249L12 251H10V252H9V250L7 251V246H6V251H7V252H0V264H40L42 261H45L46 258H47V259L50 258L49 253H48V252H50V251H49L50 249H48L49 246L46 247V248H45V247L43 248V247H39V246H38V245H39L38 243H37V245H36V244H33L34 241L32 240V238H33L34 235L32 234V235H33V236H32V235H30L31 233H30V234H29L28 232H26ZM26 233H25V234H26ZM37 233H38V232H37ZM8 234H7V235H8ZM16 234H17V233H16ZM38 234H39V233H38ZM40 234H42V237L40 236ZM40 234H39V237H40V238H43V237H44V236H43V233L40 232ZM50 234H51V233H50ZM50 234H49V235H50ZM52 234H53V232H52ZM52 234L50 235V237H51L50 240H52V237H53ZM54 234H55V233H54ZM56 234H57V233H56ZM58 234H59V233H58ZM1 235H2V234H1ZM3 235H4V234H3ZM3 235H2V236H3ZM7 235H5V236H7ZM10 235H11V234H10ZM10 235H8V236H10ZM46 235H48V234L46 233ZM46 235H45V237H46ZM49 235H48V236H49ZM11 236H12V235H11ZM30 236H32V238H31ZM35 236H36V235H35ZM56 236H57V235H56ZM12 237H13V236H12ZM36 237H38V235H37ZM54 237H55V235H54ZM13 238H14V237H13ZM13 238H12L11 241H13ZM34 238H35V237H34ZM40 238H39V239H40ZM45 239H47V238H45ZM5 241H6V240H5ZM36 241H37V240H36ZM38 241H39V240H38ZM47 241H49V239H47ZM1 242H2V240H1ZM39 243H40V242H39ZM180 243H181V242H180ZM205 243H206V242H205ZM5 244H6V243H5ZM40 244H41V243H40ZM46 244H47V243H46ZM48 244H49V242H48ZM183 244H184V243H183ZM51 245H52V244H51ZM0 246H1V245H0ZM52 246H53V245H52ZM11 247H12V246H11ZM14 247H13V248H14ZM178 247H179V246H178ZM30 248H31V252H30ZM49 248H50V247H49ZM179 249H180V248H178V250H179ZM182 249H183V248H182ZM3 251H5V250H3ZM175 252H176V250H175ZM177 252H178V251H177ZM187 252H188V251H187ZM62 253H63V252H62ZM177 254H178V253H177ZM181 254H182V253H181ZM184 254H185V253H184ZM186 255H187V254H186ZM188 255H189V253H188ZM182 256H183V255H182ZM179 259H180V258H179ZM182 260H183V259H182ZM46 262H47V261H46ZM62 262H63V261H62ZM44 263H45V262H44ZM56 263H57V262H56Z\"/></svg>",
    "mask_w": 264,
    "mask_h": 264
}]
</instances>
